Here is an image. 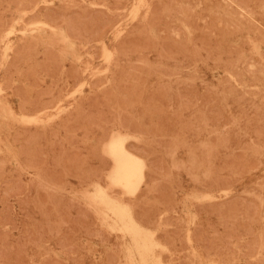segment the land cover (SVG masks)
Here are the masks:
<instances>
[{"label":"rangeland","instance_id":"1","mask_svg":"<svg viewBox=\"0 0 264 264\" xmlns=\"http://www.w3.org/2000/svg\"><path fill=\"white\" fill-rule=\"evenodd\" d=\"M31 1L32 0H21L20 1L21 3H20V2H17L15 0L16 3H14V1H12V0H0V25L3 24L2 26H0V32H1V34H0V56H1L0 57V87H1V91H0V140H1V142H0V170H1L0 176H1L2 172H3L2 176L5 173L4 177L0 178V200H1L0 201V233L2 232V234H0V264H4L3 262H5V263L7 262V264H9V262H10V264L15 263L16 262V259H14L15 254H16V256L20 255V256L16 257L17 262L15 264H17V263L18 264H22V263L25 264L26 261L28 264H48V263L51 264L50 262L52 261V263H54L56 261V259L62 260L61 261L62 264H64V263L65 264H104V263L105 264H114V263L115 264H126V258H125L126 246H127L126 243L128 241H130V238L125 236L123 234V231L119 227H116V226L113 227V226L108 225V222H113V219L109 216L104 217L105 214L101 210H99L100 207L96 206L95 203L92 201V197H93L94 192H95V185H101V186L104 185L103 187L111 195L115 196L118 199H121L125 203H128L131 206V211L133 213L135 211L137 212L138 215L136 214V212L134 215H135V218L138 220V222L145 229L151 230L154 233V237L156 238V240H158L159 242H161L163 240L161 243L165 245V250H162L159 253L161 254V256H163L165 254L163 256V258L167 257V258L163 259L164 264H182L183 261H184V263L187 261L185 264H187V263L188 264H247L246 262H248V264H250L249 262H251V264H255V263L256 264H264V258H263L264 257V226H262V225H264V194H263L264 193V139H262V137L264 138V136H263L264 135V133H263L264 132V83H263L264 82V70H262L264 68V15H263L264 11H262V10H264V5H263L264 0H257V1L256 0H252V1L251 0H245V1L244 0H240V1L239 0L238 1L237 0H197V1L196 0H190L189 2L186 0H183V1L182 0H173L172 4H174V2H175L174 7L175 8L177 7L178 10H176L177 8L176 9L174 8V9L177 12H174L173 5L170 6L171 5L170 0H149V1H147V0H114V1L113 0H80V1L79 0H38L37 1L36 0V2L34 4L35 6L33 5V3H34L33 1H35V0H33L32 2ZM118 1L121 3H119ZM242 1L244 2L243 4H241ZM22 2H24L25 4L24 3L22 4ZM151 2L154 4H152ZM239 2H240V4H239ZM18 3H20L19 4L20 6H18ZM113 3H115V4H113ZM208 3H209V5H208ZM236 3L239 6H242L241 9ZM15 4H17V5H15ZM27 4H29V7H27ZM30 4H31V6H30ZM122 4H123V6H122ZM214 4H215V6H214ZM225 4H227V5H225ZM255 4H257L258 6ZM259 4H260V6H259ZM113 5H115L117 7H115ZM153 5H156V6L154 7ZM210 5H212L213 7ZM21 6H23L24 8ZM107 6H109V7H107ZM186 6H188L189 8ZM113 7H115V8H113ZM151 7H153V8H151ZM165 7H166V9H165ZM181 7H182V9H181ZM231 7L233 8L234 11H231L232 10ZM249 7H250V9H249ZM261 7H262V9H261ZM154 8H157L156 11L159 10L158 13L155 12ZM204 8L207 10H205ZM210 8H213V9L211 10ZM224 8L226 10H224ZM49 9L50 10L53 9L55 12L50 11L51 14L49 12L48 15H46V12L49 11ZM152 9H153V11L150 12ZM180 9H181V11H179ZM185 9H188L189 11L185 10ZM220 9H222V10H220ZM246 9H248L249 11L248 10L246 11ZM25 10H27V11H25ZM98 10L100 12H102V14H99ZM235 10H236V13H235ZM10 11H12L13 13L11 12L12 13L11 14ZM39 11H41V12H39ZM217 11H219V13ZM74 12H78V13H74ZM189 12H191L192 16L190 15ZM231 12H233V14L235 13V15H233ZM237 12H238V15H237ZM96 13H98V14H96ZM151 13L154 15H152ZM155 13L157 16H159V18L157 16H155ZM166 13H168L169 15ZM214 13H215V15H214ZM228 13H230V14H228ZM247 13H249V14H247ZM54 14H55V17L53 16ZM74 14L77 15L79 18L77 16H75ZM103 14H105V17ZM125 14H127V15H125ZM222 14L224 17L222 16ZM33 15H34V17H31ZM44 15H46V17H48V16L50 17V15H52L54 18H51L52 16L50 18L53 20L56 18L55 19L56 21L55 20L51 21V19L50 20L48 19L49 20L48 21V20L44 19V17H45ZM64 15H65L66 20L68 18L70 19L69 22L71 25L69 24L68 20H67L68 23L66 22V20H64V18H63ZM212 15L214 17H212ZM28 16H30L29 22L26 20V19H28ZM35 16H37L38 19H36ZM38 16L39 17L41 16L40 17L41 19H39ZM67 16H68V18H67ZM148 16L150 18H151V16H152V18L153 17L154 18L150 19V18H148ZM172 16H174L173 17L174 19L172 18V21L170 22L169 18H171ZM215 16L218 17L216 20L214 19ZM225 17H226V19H224ZM59 18L61 19V21L58 20ZM76 18H78V20ZM81 18H83V19H81ZM133 18H134V20H133ZM221 18H223V20ZM8 19H9V22H7ZM74 19L76 20L75 22L78 23L79 25H77L75 22H73ZM154 19H156L155 20L156 22L154 21ZM164 19L170 23V24L168 23V25H170V26L166 25L167 22ZM205 19H206V21H205ZM244 19H246V21ZM258 19H259V21H258ZM157 20L159 22H157ZM176 20L178 23L173 22ZM213 20H214V22H213ZM227 20L229 21L228 25L231 24L229 27L227 25ZM232 20L234 21V23L235 22H237V23L234 24ZM193 21H195V23L197 25H194L195 23H192ZM209 21H210V23H209ZM222 21H225V22H222ZM3 22L6 24L4 25ZM53 22L56 24H54ZM105 22H106V24H105ZM162 22H165V23H162ZM51 24H53V25H51ZM95 24L96 25L100 24V26L98 25V27H97ZM152 24H153V26H152ZM213 24L216 27L212 26ZM223 24H225L224 25L225 28H223ZM22 25H23V28L21 29L20 26H22ZM69 25H70V28L71 27L73 28V30L70 31V29L68 28ZM84 25L86 28L84 27ZM201 25H202V27H201ZM209 26H211V27L209 28ZM226 26L228 29H226ZM2 27H4V28H2ZM157 27L159 29L162 28V30L160 29V31H158L159 29ZM169 27H171V28L169 29ZM173 27H174V29L177 28V30L175 31L173 29L174 30L173 31L172 30ZM198 27H200V28H198ZM214 28L216 29V32H215ZM221 28H223V30L225 29L226 31L227 30L228 31L227 32L225 30L222 31ZM239 28H241V29H239ZM86 29H88V30H86ZM89 29H92V30L89 31ZM200 29H202V32ZM238 29H239L240 33L238 32ZM67 30H69L70 32ZM77 30H79V31H77ZM142 30H144L143 33H142ZM164 30L167 33V35H166V33L164 34ZM167 30L171 31V32H167ZM93 31H94V33H93ZM127 31H128V33H126ZM203 31H204V33H203ZM205 31H207L206 36H204ZM218 31H220L221 33ZM72 32H74V33H72ZM90 32H91L90 35H92L93 38L90 37V35H89ZM97 32L100 33L99 34L100 36L98 35ZM61 33L68 35L67 38L72 43L73 48L67 45V43L63 40V36L61 35ZM96 33H97V35H96ZM197 33L199 34V37L197 36L198 35ZM70 34H71V36H70ZM72 34H74V35L78 34V37L75 36V38H76L75 39ZM143 34H144V36H143ZM219 34H225V35L220 36ZM207 35L209 36L208 40L206 39ZM210 35H211V37H210ZM212 35L214 36V38L212 37ZM217 35H219V36H217ZM172 36H174V37H172ZM203 36L205 37L204 41H203ZM219 37H220V39H219ZM83 38H84L85 42L83 40H81ZM255 38H257V40ZM92 39H95L96 41L95 40L92 41ZM216 39H218V42L216 41ZM198 40L201 41L203 44L200 43ZM209 40H211V42H212L211 43L212 46L210 45V47L207 46L208 44H210ZM213 40L215 42H217V44ZM86 41H87V43L88 42L89 43L87 44ZM129 41H131V42H129ZM162 41H163V44H162ZM167 41L170 44L167 43ZM179 41H180V43H179ZM242 41L245 43H243ZM32 42H35L34 45H32L33 44ZM53 42H55V43L53 44ZM132 43H133V45H132ZM213 43H215L214 44L215 46L213 45ZM242 43H243V45H241ZM144 44H145V46H144ZM164 44L167 45L166 46L167 48L165 47ZM177 44L180 46H183V48L182 47H181L182 49L177 48V47H179V46H176ZM226 45H227V47H226ZM239 45H241V47H239ZM31 46H33V48ZM213 46L215 48L212 49ZM21 47H23L24 49ZM47 47H48V49H47ZM88 47H89V49H88ZM145 47H147V49H145ZM229 47H230V49H229ZM233 47H235V48L237 47V49H235ZM15 48L18 49L19 52L23 50L19 54L20 56L18 55L17 50ZM19 48H21V49H19ZM205 48H206L207 52L205 51ZM224 48H226V50H228V49L231 50V53L229 54L230 51H226ZM36 49H37V51H36ZM131 49L132 50L135 49V50L132 51ZM163 49H164L165 53L162 51ZM247 49H248V52H247ZM47 50L49 52H47ZM92 50L94 51V53ZM223 50H225V51H223ZM39 51L41 52V54L39 53ZM160 51L163 52V54ZM233 51H235V53L237 52L236 55ZM120 52H122V53H120ZM197 52H198V54H197ZM208 52H209V55L207 56ZM223 52H224V54H223ZM225 52H226V54H225ZM232 52H233V54H232ZM53 53H54V55H53ZM55 53H57V54H55ZM123 53H125V54H123ZM176 53H178V54H176ZM238 53H239V55H238ZM29 54H32L33 56L29 55ZM48 54H50V55H48ZM94 54H95V56H94ZM107 54H110L111 57L108 58ZM171 54H172V59H171ZM123 55H125V56H123ZM140 55H141V58H139ZM199 56H201V57H199ZM210 56H212V58ZM235 56H238V57H235ZM20 57H21V59H20ZM48 57H50V58H48ZM162 57H164V58H162ZM166 57L168 58V60ZM209 57L211 59H213V58L214 59L211 60ZM219 57L222 60L219 59ZM35 58H36V60H34ZM143 58H145V61ZM249 58H251V59H249ZM30 59H31V61H30ZM53 59L55 62L53 61ZM17 61H19V62L16 64ZM42 61L44 62V65H46L47 67L42 65ZM222 61L225 62V64H223ZM20 62H21V65H20ZM58 62H59L60 66H58ZM228 62H230L232 64H228ZM48 63H50V65ZM130 63H131V67L135 66L136 69H132L133 67L132 68L130 67V65H129ZM132 64H134V65H132ZM7 65L8 66L11 65L10 68H6V67H8ZM74 65H76L75 67H77V68H75ZM138 65H141L142 67H143V65L145 66L143 68L144 73L142 71L143 69L142 68L140 69L141 66H138ZM244 65H246V66L244 67ZM17 66H19L18 69H17ZM61 66H63L62 68H64V69H61ZM2 67H3V71H2ZM69 67H71V69L73 67L74 73H75V71H77V69H79L82 77L80 76V73L78 71L76 73H79V75L76 73H75L76 75H74L73 72H72V74L74 76L72 74H70L71 72H69ZM101 67H103V68L101 69ZM137 67H138V69H137ZM224 67H225V70L223 69ZM29 68H30V70H29ZM54 68H56V69L54 70ZM98 68L101 71L100 70L97 71ZM7 69H9V73H8ZM71 69H70V71H71ZM127 69H130V70L132 69V70L127 71ZM146 69H148V70H146ZM154 69L156 71H154ZM230 69H231V71L233 70L231 73L229 72ZM163 70L166 71V75H164L165 72ZM220 70H222V71H220ZM253 70H255L256 72L254 73ZM29 71H31V72H29ZM139 71H140V73L142 71V73L140 74ZM14 72H15V74H14ZM35 72H36V75H35ZM127 72L129 73V75L133 72L134 73L136 72L135 75L136 76L138 75L137 79L133 75L134 73L131 74V76L133 75L134 77L125 75V74H127ZM176 72H177V74H176ZM16 73H18V75H16ZM31 73H33V74H31ZM170 73H172V74H170ZM32 75H34L35 78ZM51 75H53V80H52ZM68 75H69V77L70 76L71 77L73 76V77L69 78ZM77 76L81 77L82 80L79 78L76 79ZM126 76L131 77V79L130 78L127 79ZM66 77H67V79H66ZM74 77L76 80L73 79ZM138 77H140V78H138ZM179 77H181V79ZM229 77H230V79H229ZM100 78L104 82L100 83V81H101V80H99ZM143 78H144V80H143ZM32 79H33V81H31ZM123 79L125 81L127 80L126 82H128L131 86L127 83H126V85L128 87L125 86V83L123 84L124 81H122ZM138 79H140L142 81L136 82ZM96 80H98V81H96ZM223 80H226V81L224 82ZM55 81H56V83H55ZM68 81H69V83H68ZM78 81H81V82L79 83ZM93 81L97 82L96 84H98V85H96ZM120 81H122V84ZM132 81H133V83H132ZM9 83L11 84V86ZM93 83L97 87L92 85ZM119 83H120V85H122V87L119 86ZM134 83H138L140 85L137 84L136 86H138V87H136V89H135ZM8 84H9V86H8ZM50 84L52 86H54L55 88L50 86ZM56 84L57 85L59 84L58 86H60V87H57ZM191 84L194 86H192ZM66 85H68V86H66ZM72 85H75L76 87H74ZM116 85H117V87H120L121 89L123 88V86H125L126 88L125 89L123 88L122 90L121 89L119 90V88H118V90H117V89H115ZM132 85H134V86H132ZM157 85H158V87H157ZM161 85L163 88L161 87ZM164 85H165L166 89H165ZM2 86H4V87H2ZM18 86L20 88H18ZM139 86H140V88H139ZM167 86H169V87H167ZM21 87H22V89H21ZM49 87L50 88L52 87V89H51L52 91L49 90L50 89ZM61 87H63L62 90H61ZM113 87L115 90L113 89ZM132 87H134V90ZM28 88H29V90H28ZM41 88H42V90H40ZM53 88H54V90H53ZM66 88H68V89L66 90ZM110 88H112L113 91L111 90V93L112 94L114 93L113 96L115 97L116 100L112 99L113 96L110 98V94H111ZM16 89L17 90L19 89V90L17 91ZM183 89H185V90H183ZM227 89H228V92L231 91V93H229V95H228ZM229 89H230V91H229ZM22 90L26 91V93L24 94V92H22ZM131 90H133L132 91L133 93H131V95L128 96V94H125V93L130 94ZM136 90H138L139 93ZM176 90H178L180 93L179 92L177 93ZM224 90H226L227 93L224 92ZM50 91H51V94H47V92L50 93ZM67 91H70V92H67ZM105 91L106 92L108 91V93H106ZM119 91L123 92L124 94L123 93L121 94V92H119ZM140 91L142 92V95H141L142 97L140 96V93H141ZM164 91H166V93H167L166 96H165ZM18 92L22 93V94H19ZM38 92L41 93L42 95L38 94ZM181 93H183V94H181ZM61 94H63V95H61ZM133 94H136V96ZM137 94H138V96H137ZM38 95H40L39 98H37ZM88 95L91 96L90 97L91 99L88 97ZM92 95H93V97H92ZM95 95L97 96L96 99L97 98L98 99L96 100L97 102L94 104V100L92 101V99H95ZM104 95H105L106 99L103 97ZM108 95H109L110 100L108 99ZM125 95L130 97V98H127ZM132 95L135 96V98L132 97ZM189 95H192V96L190 97ZM225 95H226V97H225ZM27 96H28V98H26ZM147 96H148V98H150V96L152 98L147 99ZM185 96L187 98H191V99H189V101L191 100L192 102L191 101L189 102ZM35 97H36V100H35ZM153 97L156 100L153 99ZM164 97H166V98H164ZM170 97L172 99V100H170L171 102L169 101ZM179 97H183L184 99L179 98ZM193 97L195 98V100L193 99ZM29 98H31L30 101H29ZM137 98H139V99H137ZM129 99L130 100L132 99V100L130 101ZM134 99L136 101L135 105H130L132 101H133L132 104H134ZM151 99H152V101L155 100L158 104L153 105L155 103V101H154V103H152ZM161 99L163 101H161ZM166 99H168V100H166ZM181 99H183L185 101V104L181 103L183 101ZM87 100H89V101H87ZM127 100H129L130 103L123 104V103H125L124 101L127 102ZM205 100H207V101H205ZM76 101H78V103ZM111 101H112L111 105H108V107H107V103H109ZM116 101H118V102H116ZM149 101H151V102H149ZM36 102H37V105H36ZM80 102H81L82 106L80 105ZM99 102H101L103 104L105 103V104L104 105L99 104V106L101 105L99 107L97 104ZM115 102L118 105L121 102L122 107L121 108L119 107L121 105L117 106L115 104ZM159 102H160V104H159ZM161 102L163 104H165V106L162 105ZM41 103L43 104V106ZM177 103L178 104L180 103V104L178 105ZM186 103H187V105H186ZM89 104H91V105L97 104V105H96V108H94V106H93V108H92L93 110H92L91 109L92 106L91 105L89 106ZM112 104H114V105H112ZM195 104H196V107H193V106H195ZM128 105L132 106L134 109H132L131 107L129 109ZM147 105L148 106L150 105L151 108L148 107ZM189 105H193V106H189ZM202 105L204 106V108L201 107ZM84 106H85L86 110H83ZM97 106H98V108H97ZM178 106H179V108H178ZM37 107L39 108V112H38ZM42 107H43L44 111L41 110ZM45 107H47V108H45ZM110 107H112L113 110L116 108L117 109L114 112H112L113 110L112 109L110 110L109 109ZM113 107H115V108H113ZM156 107H160V111L162 109L163 110L165 109V111L162 113V111H163L162 110L160 113V111H158L159 110L158 108H157L158 110L155 109ZM181 107H183V108H181ZM197 107H199L198 110L196 109ZM80 108L82 111L80 110ZM101 108L103 109L102 110L103 112L101 111ZM105 108L107 109V111ZM188 108H190V109H188ZM34 109H36L37 111H34ZM96 109H97V111H96ZM98 109L100 110L99 112H98ZM131 109L133 111H130ZM141 109L144 110V112H143L144 114L138 113V111L141 112L140 111ZM148 109L149 110L152 109L154 111L157 110L161 115L159 113H157V111L155 114L153 113L154 111L148 112ZM179 109H180V111H179ZM182 109H184V110H182ZM223 109H225V111ZM75 110H77V112ZM89 110H91L92 112ZM80 111L82 112L81 114L83 115V117L77 116V117H80V118H78L79 120L77 119V117L73 118ZM198 111L201 112L202 116H200L201 114ZM205 111H206V113H204ZM22 112H24V113H22ZM93 112H95V113H93ZM105 112H107V113H105ZM115 112H116V114H114ZM150 112L153 113V115L152 114L150 115L149 114ZM123 113H124L125 117H123V115H122ZM134 113H135V115H133ZM171 113L173 114V116L171 115ZM175 113H177V116ZM181 113H183V114H181ZM71 114L72 115L74 114L73 117L69 116ZM117 114H118V116L120 115L122 118L120 116H119V118H116V117H118ZM126 114L128 116H130V119H129V117L126 116ZM203 114H205V115H203ZM206 114L209 118L212 117L210 120L208 119L209 121L206 119V117H207ZM85 115L86 116L91 115V117L87 118ZM115 115H116V117H115ZM139 115H142V116H140L141 120L139 119ZM143 115H147V116L144 117ZM179 115H180V117H178ZM133 116L135 117L136 122L134 119H132V118H134ZM136 116H137V118H136ZM150 116L153 118V119L151 118V121H153V122H151L149 120ZM169 116L171 118H169ZM204 116H205V118H204ZM162 117H164V118H162ZM187 117H189V118H187ZM69 118H70V120H69ZM71 118L75 119V123L73 122V120H71ZM94 118H95V120H94ZM166 118H167V121H166ZM76 119H77V121H76ZM111 119L116 120L117 122L114 124V123H112L113 121ZM119 119H120V121H119ZM86 120H88V122ZM129 120H130V122H128ZM132 120H134V121H132ZM139 120L141 121V123ZM161 120H163L164 124L162 123ZM171 120H174V121L171 122ZM205 120H207V121H205ZM131 121H132V123H131ZM148 121H150V122H148ZM164 121H166V122H164ZM70 122L71 123L73 122L75 125H76V123H77V125L80 124L81 127L79 128V125L78 126L76 125L77 127L74 128L75 127L74 124H71ZM84 122H86V124ZM102 122H104L103 125H102ZM120 122H122V123H120ZM127 122L129 123V125ZM134 122L137 123V124H135V126L137 125V127L133 126ZM143 122H145V125ZM158 122L160 123V125ZM50 123H52V124H50ZM66 123L67 124L70 123L68 126L70 129H68V127L66 126L67 125ZM105 123H107V124H105ZM108 123H110V124H108ZM152 123H154L155 125L154 124L152 125ZM223 123H225L226 125L224 124L225 125L224 126ZM131 124L134 128H131L132 127ZM87 125H89V126L91 125V126L88 127ZM92 125L98 126V128L92 127ZM141 125H143L144 127L147 125V128H144ZM157 125H159L158 129H156ZM163 125H166V126L169 125V127H168L169 129ZM121 126H123V127L121 128ZM149 126L150 127L154 126V127L150 128ZM215 126H216V128H215ZM110 127H112V128H110ZM127 127L128 128L130 127V129L123 130V128H127ZM19 128L23 129V130L21 131V130H19ZM92 128H94V129H92ZM118 128H120L121 130ZM141 128H143V129H141ZM170 128H171V130H170ZM258 128L261 131L263 130L262 133H260L261 131L260 132L258 131ZM17 129L19 131H17ZM108 129H109L110 133L103 135L104 133L109 132ZM131 129L137 130L136 131L137 133H135V131L130 132L129 130H131ZM146 129H148V133H147ZM150 129L157 130L156 132L152 131L156 136H153L154 134L149 132ZM31 130H32V133H30ZM64 130L67 133L72 132L75 134L76 133L75 131H77V133L75 135H72V134L70 135V133H69V135H67V133L65 134ZM78 130H81V131L78 132ZM85 130H86V132H85ZM89 130H91L93 132L90 131V133H89ZM138 130H140L141 132H142V130H144L145 133L147 134V136L144 132H142L144 136L141 135L140 134L141 132H139ZM213 130H215V131L213 132ZM225 130L228 132L226 133ZM24 131H25L26 135L24 134ZM39 131H42L44 134L46 132V134L43 135V133L39 132ZM174 131H175V133H174ZM28 132L30 133V135ZM34 132H35V134H34ZM54 133H57V134H54ZM118 133L127 135L126 144H129L127 146L129 149L130 148L132 149V150L130 149L131 151L138 154V152L136 150L140 151V149H141L142 154L145 152L148 153V154L143 155V156L140 155L141 152H140V154H138L140 157L142 156V158L145 159L144 160V162H145V174L148 175L147 178H149V179L147 180V178H145L144 181H146V180L147 181L146 182L143 181L141 183V185L139 186V188L135 192H128L127 190H125V188L123 186L117 185V184H112L111 180H110V174L113 170L114 162H113L112 157L105 150H106V147H107L109 141L113 137V135L118 134ZM164 133H165V135H163ZM38 134H40V135H38ZM53 134L55 135V138H54ZM91 134H95V135L92 136ZM258 134H260L262 136H260ZM15 135L16 136L20 135V137L17 136L18 139H20V140L17 141ZM31 135H33L32 136L33 138L31 137ZM83 135L84 136L86 135V137L89 136V138L87 137L88 138L87 139ZM108 135H109V137H108ZM151 135L153 137H152V139L150 141L151 143H150L149 138H151ZM28 136H30L29 139L31 138L28 141L29 144L26 143L27 142L26 139H28ZM44 136L47 139L46 141H45ZM67 136H70V138L73 141ZM73 136H76V137H73ZM96 136L97 137L99 136L98 139ZM258 136H260V137H258ZM81 137H82V139H81ZM94 137H95V139H94ZM107 137H108V139H107ZM144 137L145 138L149 137V138H147L148 141H147V139H146V141L143 140ZM154 137H156L157 139ZM227 137H229V139ZM14 138H15V140H14ZM103 138L104 139L106 138V140H104ZM159 138L161 139V140H159L161 142L158 141ZM193 138H194V140H193ZM257 139L259 140V142ZM39 140H41V141H39ZM59 140H60V142H59ZM88 140H90L91 142L88 143ZM101 140H103V141H101ZM15 141H17L18 143ZM19 141H20V143H19ZM43 141L46 142L47 145ZM53 141L55 144L53 143ZM81 141L83 142V144L80 143ZM153 141H154V144L152 143ZM69 142L71 143V145ZM76 142L77 143L79 142L81 144L80 145L78 143L80 146L79 149H80L81 153H83L84 157L81 153H79L78 149H76V147L78 146V144ZM84 142H87V144ZM255 142H257V143L255 144ZM99 143H100V145L98 148L97 144H99ZM132 143L134 146L131 145ZM156 143H157V145H156ZM159 143L161 144V147H158ZM22 144H23V146H22ZM25 144H27V145H25ZM52 144H54V145H53V147L50 148V146H52ZM95 144H96V147L94 146ZM135 144H136V146H135ZM147 144H148V146H147ZM164 144L166 146H169V147L165 148ZM173 144H175V145H173ZM20 145H21V147H20ZM24 145H25V147H28V150H27V148L25 149ZM43 145H45L46 147ZM29 146H32L33 148L29 147ZM60 146H62V148H60ZM235 146H237V147H235ZM36 147H38L37 150H36ZM39 147H40V150L43 148L42 151L39 150ZM72 147L75 150H73ZM100 147H101V149H100ZM134 147H136V148H134ZM146 147L149 150H147ZM150 147H154V148L151 149ZM187 147H188V149H187ZM22 148L27 150V151H25V150L23 151ZM68 148H70L71 150H69ZM138 148H140V149H138ZM240 148H243V150ZM33 149L37 153H38V151H40V154L38 153V155H37V153H36L34 155L33 152H35V151ZM60 149H63V151L68 150L69 152H68V154H66L67 152L65 153V151H64L65 154L64 153L59 154L62 151ZM89 149H90V151H89L90 154H88ZM157 149H158V151H157ZM167 149H168V151H167ZM43 150H44V152H43ZM99 150H102V151H100L98 153L97 151H99ZM223 151H225V152H223ZM26 152L29 154L30 153L33 154L34 157L32 156V159H30L31 156L30 157L25 156L24 154L28 155ZM42 152L44 153V155L43 154L41 155ZM50 152H52V153H50ZM72 152L73 153L76 152V154H73ZM101 152L107 156L102 155ZM152 152H153V154L155 152H157L156 153L157 156H153ZM158 152H160V153H158ZM218 152H220V153H218ZM55 153H56V155H55ZM69 153L72 155L70 156ZM77 153L79 156H77ZM165 153H167V154L165 155ZM98 154H100V157L102 156L103 159L106 158L109 161L108 162H107V160L101 161L102 159H99L100 157L98 156ZM162 154H163V156H162ZM234 154H236V155H234ZM60 155H64L65 157L63 156V158H62V156H60ZM47 156H48V158H47ZM57 156L60 157V159ZM69 156H70V158H69ZM73 156L75 158H73ZM87 156H88V158H87ZM95 156H96V158L99 157L98 161L95 158ZM108 156L111 157V159ZM146 156H149V157H146ZM25 157L26 158L28 157V159H30V160L26 159ZM38 157H39V159L41 158L43 160L42 161L43 164H40L41 159L38 160ZM144 157H146V158H144ZM238 157H240L239 160H238ZM52 158L54 161L52 160ZM61 158L63 159V162H62ZM64 158H66V159H64ZM77 158H79V160ZM158 158L160 159V161ZM22 159L24 162L22 161ZM24 159L26 161H29V162L32 160V162H30L31 164L29 163V166L30 167L33 166L32 167L33 169L29 168L28 162H27V164H25L26 161ZM35 159H36V161H33ZM46 159L48 160V162L46 161ZM81 159H83V160L80 161ZM44 160L47 162V164L44 163L45 162ZM67 160H68V162H67ZM75 160H77L78 162L80 161V162L78 163L76 161V163H75ZM111 160H112V162H111ZM217 160H219V161H217ZM83 161L85 164L88 162V164H86V166L89 165L88 166L89 168L91 166H96V167H91V169H94V171H91V169H88V167L86 168V166L84 164L82 165L81 162H83ZM99 161H100V163H98ZM231 161L233 162V164ZM246 161H247V163H246ZM101 162L102 163L105 162L104 164L105 165L107 164L108 166L107 165L104 166ZM152 162H153V165L152 164L150 165V163H152ZM154 162H156V163L154 164ZM234 162H236V164ZM63 163H65V164L69 163L68 165L71 164V166H68V165L65 166V165H63ZM91 163H93V164H91ZM100 164L104 167L101 166V168L99 169ZM157 164H158V166H157ZM244 164H246V165L244 166ZM26 165L28 167H26ZM34 165H35V169H34ZM39 165H42V167L41 166L40 167L42 169H45L46 171L45 170L44 171L47 174L44 173V171L39 167ZM46 165L48 166V168L46 167ZM148 165H150L149 167L153 166L154 167L153 170H152V168L149 169ZM161 165H162V167H161ZM37 166L39 169H37ZM43 166H44V168H43ZM156 166L158 167V169ZM233 166L235 168H233ZM78 167L79 168L81 167L80 170L83 169L82 171L84 173H85L84 169H86V171L89 170V172L87 171L89 174L82 173V171H80ZM238 167L239 168L241 167L240 168L241 171L238 170ZM49 168H51V169L53 168L52 171L54 172V175L56 174L55 175L56 177H54V175L51 174L53 172L51 171V169L49 170ZM77 168H78V172H77ZM104 168H105V170H104ZM161 168H163V170ZM101 169H102V171H101ZM159 169H161V170H159ZM95 170H98V171H95ZM151 170L155 171V173L154 172L152 173ZM58 171H61L62 175L60 174L61 172H58ZM149 171H151V173ZM6 172H8V174H6ZM156 172H158V174H156ZM203 172H204V174H203ZM232 172H234V173H232ZM16 173H18V174H16ZM57 173H59V174H57ZM164 173L165 174L169 173V174L164 176ZM189 173H191V174H189ZM76 174H78L79 176ZM93 174L94 175L96 174V176L98 178H100L101 180L98 179L97 177H95ZM237 174H238V176H237ZM239 174H241V176H239ZM70 175H72V176H70ZM74 175H76L77 178L74 177ZM89 175H90V178H92L91 179L92 181L89 180V177H88ZM146 175H145V177H146ZM259 175H261V176H259ZM21 176H22V178H21ZM49 176H52L53 178L51 177L52 179H50ZM149 176H151V177H149ZM190 176H192V177H190ZM207 176H208V178H207ZM154 177L155 178L157 177V179L154 180ZM258 177L260 179H258ZM42 178H43V180H42ZM58 178L60 180H58ZM61 178H63L62 181H61ZM151 178L153 179V181ZM6 179H8V180H6ZM85 179H88V180H85ZM51 180L54 182H52ZM64 180H65V182H67V187H65L66 185H65ZM163 180H165L166 182H164ZM59 181L61 184L60 186H62V187H60L59 185H56V184H59ZM204 181H206L207 183H205ZM31 182H33V184L35 186H32L33 184ZM81 182H83V183H81ZM221 182H223V183H221ZM259 182L261 185L258 184ZM53 183H55V184H53ZM158 183L159 184L161 183L163 185V187H161V184L159 186H155V185H158ZM209 183H211V184H209ZM226 183H228V184L224 188V184H226ZM8 184H10V185H8ZM17 184L19 185L20 188H17L18 187ZM6 185H8L7 188H6ZM13 185H14V187H12ZM202 185H204V187ZM229 185H231V186H229ZM36 188H40V189H36ZM158 188H161L162 190H160ZM3 189L4 190L7 189L8 191L6 190V192H5ZM42 189H44L43 192H42ZM142 189L144 191H142ZM156 190H160L159 193H163V191H164V193L159 194L158 191H156ZM22 191L26 195L24 193H21ZM28 191H29V193H28ZM140 191L142 192V194ZM145 191H147V194H145ZM36 193L37 194L39 193L36 197H38L40 202L45 201V199L49 202L45 203V202H47V201H45V202L40 204L39 200L34 197V195H36ZM44 193H45V195H43ZM156 193H158L159 195H157ZM152 194L155 197L152 196ZM165 194L168 196H166ZM52 195H53V197H52ZM139 195L141 196L140 198H138ZM163 195H165L164 198H163ZM2 196H4V197H2ZM160 196L163 198V200L160 199L161 198ZM172 196H174L173 197L174 202L172 200ZM51 197L53 199H51ZM25 199L28 200V202ZM126 199H127V201H126ZM135 199L136 200L139 199V200L136 201ZM142 199L144 200V202H143L144 204L142 203ZM154 199H155V201H154ZM166 199H168V200L171 199V201H168ZM232 199L234 200V202H236L235 204H233ZM36 200H37V203H36L37 205L35 204ZM230 200L232 203H230ZM83 201L86 203H84ZM156 201H158V202H156ZM238 201H240V202H238ZM248 201H250V202H248ZM52 202L55 204H53ZM129 202L130 203L132 202V203L130 204ZM134 202L139 204V206L137 204H135ZM159 202L161 203V205ZM28 203H30L29 204L30 206H28ZM44 203L47 204L46 205L47 207H44L45 206ZM49 203H51V204H49ZM162 203L164 205H162ZM33 204H35L36 206ZM42 204H44V206ZM65 204L67 205V207H69V209L66 206H64ZM72 204H73V206H72ZM149 204H150V206H149ZM230 204H231V206H230ZM237 204H240V205H237ZM19 205H21V206H19ZM54 205L57 206L58 212H57V209H54V208H56V207H54ZM58 205L59 206L61 205V206L58 207ZM167 205H169L171 207H168ZM23 206H24V208H23ZM136 206H138V207L136 208ZM142 206H144V207H142ZM247 206H248V208H247ZM10 207L12 208V210L14 212L11 211ZM41 207L43 208L44 211L42 210ZM48 207H49V210L52 208V211L50 210V211H47V213H46L45 211H46V209H48ZM141 207L143 210L146 209V210H144L145 215L143 213H141V212H143ZM154 207L156 210H158L157 212H156V210H154ZM225 207L226 208L228 207L227 209H229V211L226 210ZM236 207H237V209L234 210ZM244 207H246V208H244ZM19 208L22 210V212ZM62 208H64V210L68 213V217H67V213H65V215H66L65 219H64V212L65 211ZM82 208L85 209L87 212H89V214L86 213V211L84 212V210H82ZM134 208H136L135 211H133ZM150 208H151V210H150ZM166 208H168V209L170 208L169 209L170 211L169 210H168L169 212L166 211L167 210ZM232 208H234L233 211H231ZM27 209L29 212H27ZM204 209L207 212L208 211L209 212L207 213ZM213 209H214V211H211ZM24 210H25V212H24ZM238 210L239 211L242 210V211L238 212ZM59 211L61 212V214ZM153 211H155V212H153ZM248 211H251L250 212L251 214ZM48 212H50V213L53 212V216H51V214ZM26 213H28V214H26ZM154 213H156V214H154ZM223 213H225V214H223ZM25 214H26V217H25ZM45 214L46 215L48 214L51 216V218L54 217L55 219H56L55 215H57V216L61 215L60 217H62V215H63L62 218H59V217H57V218L59 219V221L61 220L63 222L64 221H67V222H64V223L60 222L61 224H63V225H60V223L58 224V219H56L57 220L55 223L56 225H53L52 223H54L55 219L53 222L51 221V218L49 221H47L49 219V216H47L48 217L47 218L45 216ZM85 214H86V217H85L86 221L84 220L85 218L83 219V216H85ZM146 214H147V216H146ZM151 214L153 216H151ZM252 214L256 218L253 217ZM77 215H78V219H77ZM143 215L146 216V219H148L150 221L146 220ZM154 215H155V218L153 219ZM69 216L70 217L72 216V219H74V220H72L71 218H70L71 219L70 220ZM89 216H91V217H89ZM139 216H140V218L138 219ZM149 216H151V217H149ZM164 216H166V218L167 217H170V218H167L168 219L167 220ZM244 216H246V217H244ZM34 217L37 218V221H36V218H34ZM74 217H76V218H74ZM251 217H253V218L251 219ZM31 218H33V219H31ZM161 218L164 222L161 220ZM23 219L25 220V222H23L24 221ZM257 219H259V221ZM52 220H53V218H52ZM252 220H254L255 222L254 221L251 222ZM21 221L24 223L23 225H21L22 224ZM50 221H51V223H50ZM71 221H72V223H71ZM142 221H144L145 224H143L144 222H142ZM234 221H235V223H232ZM238 221H239V223H238ZM11 222H13V224H11ZM26 222H28V224ZM32 222L36 223L39 227H37V225L32 223ZM92 222H93V224H92ZM153 222H154V224H153ZM206 222H208V224ZM47 223L49 224V226ZM66 223H68V224H66ZM175 223H177V224H175ZM245 223L246 224L248 223V226ZM29 224H30V226H29ZM32 224L34 227L32 226ZM74 224H76V225H74ZM222 224H223V226H224V224H226V226L223 227ZM16 225L18 226V228L15 227ZM50 225H51V227H50ZM52 225L54 226V230L52 229V227H53ZM58 225H59V227L61 226L62 229L65 227V229L60 231L61 229L58 228V233H57L56 231H57ZM72 225L74 228L72 227ZM84 225L86 228L84 227ZM240 225L244 227V228L241 227L244 230L242 233H241ZM22 226H23L24 230H23ZM25 226H27V227H25ZM66 226H68L69 228H66ZM231 226H233V227H231ZM261 226L263 227V229H261ZM87 227H88V229H87ZM197 227H198V230H197ZM225 227H226V229H225ZM12 228H14V229H12ZM75 228H76V230H75ZM164 228L166 231H163ZM167 228L168 229L172 228V230L174 229L175 231L173 230V232L176 235L174 236V233L172 234L171 229H169L170 232H168L169 233L168 234ZM91 229H93V230H91ZM193 229H195V230H193ZM215 229H217V230L214 231ZM234 229L236 231H234ZM30 230L31 231L33 230V231L31 232ZM191 230H193V231L191 232ZM252 230L254 232H252ZM36 231L37 232L41 231V233H39V232L36 233ZM106 231H107V233H106ZM262 231H263V235H262ZM6 232L8 233L7 235H6ZM60 232L61 233L64 232V235L67 234L68 238L66 239V237L63 235V233L61 234ZM90 232H92L95 236ZM178 232H179V234H178ZM239 232L241 234H238ZM33 233H35V234H33ZM159 233L162 235V237ZM170 233L172 234L171 237L169 236ZM22 234L24 236H22ZM28 234H30V235H28ZM36 234L37 235L40 234V235H38V239H37ZM73 234H75V235H73ZM180 234H182V235H180ZM197 234H199L201 236H199ZM232 234L234 235L233 238H232ZM33 235H35L36 238H34L35 236H33ZM104 235H106V236H104ZM203 235H205L206 238H204ZM12 236H13V238H12ZM17 236H18V238H16ZM39 236H41V237H39ZM178 236L180 238H182V239H180V241L178 240V238H179ZM194 236H195V238H194ZM220 236H222V237H220ZM253 236H256L255 239ZM262 236H263V238H262ZM61 237H63V238L61 239ZM192 237H193V239H192ZM252 237H253V239H252ZM183 238H184V241H188V243L182 242L181 240H183ZM226 238H228V239H226ZM185 239H187V240H185ZM199 239H201V241ZM211 239H213V241ZM24 240H28L29 242H26L27 243L26 244ZM38 240H40V241H38ZM44 240H47V241L45 242ZM100 240H101V242H100ZM195 240H196V242H195ZM227 240L229 241L228 243H230V244H228L226 242ZM254 240H257L258 244H255L256 241H254ZM169 241H170V243H169ZM210 241L215 242V243L213 244ZM21 242L23 245L21 244ZM32 242L34 244H32ZM167 242H168V244H167ZM172 242H173V244H172ZM207 242H208V245L207 244L204 245V243H207ZM250 242H251V244H250ZM17 243H19L21 246ZM59 243H60V245H59ZM70 243H72V244H70ZM179 243L182 244V246L181 245L179 246ZM7 244H9L10 247ZM11 244H12V246H11ZM48 244L50 245V247L48 246ZM170 244H172V245H170ZM215 245L219 246V247L217 248ZM229 245L232 247V249ZM13 246H17L16 249ZM71 246L74 250L73 251L74 253L72 251H70V250H72ZM204 246H206L207 248L206 247L204 248ZM208 246H210V247H208ZM211 246H212V248H211ZM249 246H252V251L254 254L250 250L251 247L249 248ZM170 247H171V249H170ZM253 247H254V249H253ZM21 248L22 249L25 248L24 252H22L23 250ZM45 248H47L46 249L47 251L45 250ZM69 248H71V249L69 250ZM209 248H211V249L209 250ZM215 248L220 250L221 253H219V251ZM13 249L15 250V252ZM48 249H50V251ZM76 249H77V251H76ZM181 249H183V250H181ZM222 249H223V251H221ZM20 250H22L21 253H18V252H20ZM255 250H256V252H254ZM16 251L18 254L16 253ZM109 252H111L114 255H110L111 253H109ZM225 252L227 254H225ZM66 253H67V255H66ZM105 253L106 254L108 253V254L106 255ZM205 253H206V255H205ZM219 254H221V255H219ZM68 255H70V257H68ZM108 255H110V256L108 257ZM10 256H13V258L11 257V259H9ZM22 256L23 257L25 256L26 258L23 259ZM75 256H76V258H74ZM115 256H117L118 259ZM1 257H3L4 259L2 260ZM111 257H112V259H111ZM113 257L116 259H114ZM229 258H231V259H229ZM5 260H7V261H5ZM46 260H48V261H46ZM76 260H77V263H76ZM180 260L181 261L183 260V261L181 262ZM73 261H75V263H73ZM44 262H46V263H44ZM61 263L60 262L58 263V260H57V262H55L54 264H61Z\"/></svg>","mask_w":264,"mask_h":264},{"label":"bare ground","instance_id":"2","mask_svg":"<svg viewBox=\"0 0 264 264\" xmlns=\"http://www.w3.org/2000/svg\"><path fill=\"white\" fill-rule=\"evenodd\" d=\"M12 1H14V3H16L15 0H12ZM16 1H17V2H20L21 0H16ZM32 1H33V0H32ZM32 1H31V2H32ZM37 1H38V0H37ZM79 1H80V0H79ZM113 1H114V0H113ZM147 1H149V0H147ZM182 1H183V0H182ZM186 1L189 2L190 0H186ZM186 1H185V2H186ZM196 1H197V0H196ZM237 1H238V0H237ZM239 1H240V0H239ZM244 1H245V0H244ZM251 1H252V0H251ZM256 1H257V0H256ZM31 2H30V3H31ZM33 2H34V3H33V5H34L35 2H36V0L33 1ZM118 2H119V1H118ZM153 2H154V1H153ZM172 2H173V0H172V1L170 0V4H171L170 6L173 5V9H174V8H175V7H174L175 2H174V4H172ZM178 2H179V1H178ZM218 2H219V1H218ZM249 2H250V1H249ZM259 2H260V1H259ZM6 3H7V2H6ZM20 3H21V2H20ZM20 3H18V6H20V5H19ZM23 3H24V2H22V4H23ZM37 3H38V2H37ZM99 3H100V2H99ZM99 3H98V4H99ZM115 3H116V2H115ZM115 3H113V4H115ZM119 3H121V2H119ZM126 3H127V2H126ZM151 3H152V2H151ZM154 3H155V2H154ZM154 3H152V4H154ZM190 3H191V2H190ZM237 3H238V2H237ZM237 3H236V4H237ZM243 3H244V2L242 1L241 4H243ZM245 3H246V2H245ZM261 3H262V2H261ZM24 4H25V3H24ZM74 4H75V3H74ZM100 4H101V3H100ZM123 4H124V3H123ZM123 4H122V6H123ZM138 4H139V3H138ZM149 4H150V3H149ZM193 4H194V3H193ZM195 4H196V3H195ZM218 4H219V3H218ZM239 4H240V2H239ZM257 4H258V3H257ZM257 4H255V5H257ZM15 5H17V4H15ZM108 5H109V4H108ZM206 5H207V4H206ZM208 5H209V3H208ZM225 5H227V4H225ZM237 5H238V4H237ZM263 5H264V4H263ZM30 6H31V4H30ZM34 6H35V5H34ZM113 6H115V5H113ZM149 6H150V5H149ZM153 6L155 7L156 5H153ZM165 6H166V5H165ZM178 6H179V5H178ZM188 6H189V5H188ZM188 6H186V7H188ZM210 6H212V5H210ZM214 6H215V4H214ZM221 6H222V5H221ZM228 6H229V5H228ZM238 6H239V5H238ZM257 6H258V5H257ZM259 6H260V4H259ZM15 7H16V6H15ZM21 7H23V6H21ZM27 7H29V4H27ZM41 7H42V6H41ZM107 7H109V6H107ZM115 7H117V6H115ZM115 7H113V8H115ZM157 7H158V6H157ZM183 7H184V6H183ZM208 7H209V6H208ZM212 7H213V6H212ZM239 7H240V9H241L242 6H239ZM5 8H6V7H5ZM23 8H24V7H23ZM25 8H26V7H25ZM32 8H33V7H32ZM32 8H31V9H32ZM39 8H40V7H39ZM74 8H75V7H74ZM134 8H135V7H134ZM151 8H153V7H151ZM176 8H177V7H176ZM176 8H175V9H176ZM179 8H180V7H179ZM188 8H189V7H188ZM218 8H219V7H218ZM222 8H223V7H222ZM226 8H227V7H226ZM243 8H244V7H243ZM109 9H110V8H109ZM156 9H157V8H154L155 12L158 13L159 10L156 11ZM165 9H166V7H165ZM175 9H174V12H177V11H175ZM181 9H182V7H181ZM181 9H180L179 11H181ZM204 9H205V8H204ZM210 9L212 10L213 8H210ZM227 9H228V8H227ZM231 9H232V10H231ZM231 9H230L231 11H234L232 7H231ZM240 9H239V10H240ZM249 9H250V7H249ZM258 9H259V8H258ZM261 9H262V7H261ZM28 10H29V9H28ZM44 10H45V9H44ZM176 10H178V8H177ZM183 10H184V9H183ZM185 10H188V9H185ZM205 10H207V9H205ZM205 10H204V11H205ZM220 10H222V9H220ZM224 10H226V9L224 8ZM236 10H237V9H236ZM236 10H235V13H236ZM247 10H248V9H246V11H247ZM25 11H27V10H25ZM50 11L55 12L53 9H52V10L49 9V11L46 12V15H48V13H49ZM84 11H85V10H84ZM152 11H153V9H152L150 12H152ZM188 11H189V10H188ZM237 11H238V10H237ZM248 11H249V10H248ZM262 11H264V10H262ZM11 12H12V11H10V13H11ZM39 12H41V11H39ZM53 12H52V13H53ZM98 12H99V14H102V12H100L99 10H98ZM103 12H104V11H103ZM129 12H130V11H129ZM142 12H143V11H142ZM214 12H215V11H214ZM217 12L219 13V11H217ZM227 12H228V11H227ZM8 13H9V12H8ZM12 13H13V12H12ZM12 13H11V14H12ZM74 13H78V12H74ZM88 13H89V12H88ZM90 13H91V12H90ZM153 13H154V12H153ZM156 13H155V16H157ZM189 13H190V15L192 16L191 12H189ZM189 13H188V14H189ZM231 13L233 14V12H231ZM235 13H234L233 15H235ZM250 13H251V12H250ZM50 14H51V12H50ZM65 14H66V13H65ZM96 14H98V13H96ZM146 14H147V13H146ZM151 14H152V13H151ZM166 14H168V13H166ZM166 14H165V15H166ZM175 14H176V13H175ZM228 14H230V13H228ZM247 14H249V13H247ZM255 14H256V13H255ZM259 14H260V13H259ZM261 14H262V13H261ZM34 15H35V14H34ZM34 15L31 16V17H34ZM37 15H38V14H37ZM46 15H44V16L46 17ZM74 15H75V14H74ZM103 15H104V17H105V14H103ZM125 15H127V14H125ZM129 15H130V14H129ZM152 15H154V14H152ZM168 15H169V14H168ZM176 15H177V14H176ZM201 15H202V14H201ZM214 15H215V13H214ZM233 15H232V16H233ZM237 15H238V12H237ZM237 15H236V16H237ZM263 15H264V13H263ZM51 16H52V15H50V17H51ZM53 16L55 17V14H54ZM53 16H52L51 18H54ZM57 16H58V15H57ZM57 16H56V17H57ZM62 16H63V15H62ZM75 16H77V15H75ZM188 16H189V15H188ZM210 16H211V15H210ZM218 16H219V15H218ZM222 16H223V14H222ZM225 16H226V15H225ZM251 16H252V15H251ZM254 16H255V15H254ZM11 17H12V16H11ZM29 17H30V16H28V19H26L28 22H29V20H30ZM35 17H36V19H38L37 16H35ZM38 17H39V16H38ZM40 17H41V16H40ZM40 17H39V19H41ZM45 17H44V19H46V20H48V19L50 20V19H51L49 16L46 17V18H45ZM73 17H74V16H73ZM77 17H78V16H77ZM82 17H83V16H82ZM85 17H86V16H85ZM157 17L159 18V16H157ZM164 17H165V16H164ZM173 17H174V16H172L171 18H169V19H170V22L172 21V18H173ZM195 17H196V16H195ZM212 17H214V16L212 15ZM223 17H224V16H223ZM243 17H244V16H243ZM63 18H64V20H66V19H65V15H64ZM63 18H62V19H63ZM67 18H68V16H67ZM71 18H72V17H71ZM74 18H75V17H74ZM78 18H79V17H78ZM78 18H76V19L78 20ZM83 18H84V17H83ZM83 18H81V19H83ZM98 18H99V17H98ZM134 18H135V17H134ZM134 18H133V20H134ZM148 18H150V17L148 16ZM151 18H152V16H151ZM151 18H150V19H151ZM153 18H154V17H153ZM153 18H152V19H153ZM155 18H156V17H155ZM193 18H194V17H193ZM205 18H206V17H205ZM208 18H209V17H208ZM217 18H218V17L215 16L214 19L216 20ZM55 19H56V18H55ZM55 19H54V20H55ZM85 19H86V18H85ZM85 19H84V20H85ZM104 19H105V18H104ZM106 19H107V18H106ZM150 19H149V20H150ZM160 19H161V18H160ZM173 19H174V18H173ZM175 19H176V18H175ZM184 19H185V18H184ZM195 19H196V18H195ZM200 19H201V18H200ZM221 19L223 20V18H221ZM224 19H226V17H225ZM238 19H239V18H238ZM33 20H34V19H33ZM49 20H48V21H49ZM54 20L51 19V21H54ZM58 20L61 21L60 18H59ZM67 20H68V22L70 21L69 18H68ZM67 20H66V22H67ZM100 20H101V19H100ZM107 20H108V19H107ZM155 20H156V19H154V21H155ZM158 20H159V19H158ZM158 20H157V22H159ZM164 20H165V19H164ZM244 20L246 21V19H244ZM5 21H6V20H5ZM5 21H4V22H5ZM51 21H50V22H51ZM55 21H56V20H55ZM60 21H59V22H60ZM72 21H73V20H72ZM75 21H76V20L74 19L73 22H75ZM79 21H80V20H79ZM81 21H82V20H81ZM103 21H104V20H103ZM160 21H161V20H160ZM165 21H166V20H165ZM195 21H196V20H195ZM195 21H193L192 23H195ZM205 21H206V19H205ZM219 21H220V20H219ZM225 21H226V20H225ZM225 21H222V22H225ZM232 21H233V20H232ZM258 21H259V19H258ZM260 21H261V20H260ZM4 22H3V23H4ZM7 22H9V19L7 20ZM24 22H25V21H24ZM68 22H67V23H68ZM86 22H87V21H86ZM98 22H99V21H98ZM98 22H97V23H98ZM107 22H108V21H107ZM155 22H156V21H155ZM166 22H167V21H166ZM173 22L178 23L177 20H176V21H173ZM197 22H198V21H197ZM213 22H214V20H213ZM217 22H218V21H217ZM53 23H54V22H53ZM75 23H76V22H75ZM148 23H149V22H148ZM162 23H165V22H162ZM168 23H169V22H167L166 25H168ZM176 23H175V24H176ZM209 23H210V21H209ZM228 23H229V21L227 20V25H228ZM233 23H234V21H233ZM235 23H237V22H235ZM235 23H234V24H235ZM249 23H250V22H249ZM1 24H2V23H1ZM5 24H6V23H4V25H5ZM9 24H10V23H9ZM54 24H56V23H54ZM69 24H70V22H69ZM76 24L79 25L78 23H76ZM89 24H90V23H89ZM105 24H106V22H105ZM108 24H109V23H108ZM149 24H150V23H149ZM169 24H170V23H169ZM214 24H215V23H214ZM214 24H213L212 26H215ZM2 25H3V24H2ZM2 25H0V26H2ZM51 25H53V24H51ZM70 25H71V24H70ZM70 25H69L68 28H69L70 31H71V30H73V28L71 27V28H72V29H71V28H70ZM82 25H83V24H82ZM95 25H96V24H95ZM98 25L100 26V24H97L96 26L98 27ZM164 25H165V24H164ZM194 25H197V24L195 23ZM224 25H225V24H223V28H225ZM230 25H231V24H229L228 27H229ZM247 25H248V24H247ZM90 26H91V25H90ZM102 26H103V25H102ZM102 26H101V27H102ZM109 26H110V25H109ZM152 26H153V24H152ZM168 26H170V25H168ZM232 26H233V25H232ZM236 26H237V25H236ZM238 26H239V25H238ZM4 27H5V26H4ZM4 27H2V28H4ZM84 27H85V25H84ZM87 27H88V26H87ZM201 27H202V25H201ZM210 27H211V26H209V28H210ZM215 27H216V26H215ZM20 28L22 29V28H23V25L20 26ZM25 28H26V27H25ZM49 28H50V27H49ZM77 28H78V27H77ZM85 28H86V27H85ZM89 28H90V27H89ZM132 28H133V27H132ZM132 28H131V29H132ZM157 28H158V27H157ZM157 28H156V29H157ZM170 28H171V27H169V29H170ZM196 28H197V27H196ZM198 28H200V27H198ZM205 28H206V27H205ZM212 28H213V27H212ZM223 28H221L222 31L225 30V29L223 30ZM248 28H249V27H248ZM78 29H79V28H78ZM82 29H83V28H82ZM94 29H95V28H94ZM98 29H99V28H98ZM108 29H109V28H108ZM137 29H138V28H137ZM158 29H159V28H158ZM160 29L162 30V28H160ZM160 29H159L158 31H160ZM173 29H174V27L172 28V30H173ZM214 29H215V28H214ZM226 29H228L227 26H226ZM239 29H241V28H239ZM239 29H238V32L240 33ZM249 29H250V28H249ZM86 30H88V29H86ZM91 30H92V29H89V31H91ZM174 30L176 31L177 28L174 29ZM174 30H173V31H174ZM178 30H179V29H178ZM200 30H201V32H202V29H200ZM212 30H213V29H212ZM218 30H219V29H218ZM221 30H220V31H221ZM67 31H69V30H67ZM70 31H69V32H70ZM77 31H79V30H77ZM89 31H88V32H89ZM143 31H144V30H142V33H143ZM156 31H157V30H156ZM220 31H218V32H220ZM225 31H226V30H225ZM227 31H228V30H227ZM227 31H226V32H227ZM233 31H234V30H233ZM233 31H232V32H233ZM31 32H32V31H31ZM167 32H171V31H168V30H167ZM206 32H207V31H205V35H204V36H206V34H207ZM209 32H210V31H209ZM215 32H216V29H215ZM226 32H225V33H226ZM232 32H231V33H232ZM6 33H7V32H6ZM34 33H35V32H34ZM72 33H74V32H72ZM93 33H94V31H93ZM97 33H98V35L100 34L99 32H97ZM97 33H96V35H97ZM126 33H128V31H127ZM165 33H166V32H165V30H164V34H165ZM203 33H204V31H203ZM211 33H212V32H211ZM211 33H210V34H211ZM220 33H221V32H220ZM228 33H229V32H228ZM0 34H1V32H0ZM90 34H91V32L89 33V35H90ZM157 34H158V33H157ZM197 34H198V33H197ZM8 35H9V34H8ZM61 35L63 36V40L67 43V45L70 46V47H72V43H71L70 40L67 38L68 35H66V34H64V33H61ZM72 35H73L74 38H75V36L78 37V34H77V35L72 34ZM93 35H94V34H93ZM138 35H139V34H138ZM145 35H146V34H145ZM166 35H167V33H166ZM208 35H209V34H208ZM208 35H207V38H206L207 40H208V38H209ZM214 35H215V34H214ZM219 35L222 36V35H225V34H219ZM219 35H217V36H219ZM70 36H71V34H70ZM99 36H100V35H99ZM133 36H134V35H133ZM143 36H144V34H143ZM170 36H171V35H170ZM197 36L199 37V34H198ZM200 36H201V35H200ZM204 36H203V41H204V38H205ZM226 36H227V35H226ZM36 37H37V36H36ZM90 37L93 38L92 35H90ZM140 37H141V36H140ZM172 37H174V36H172ZM210 37H211V35H210ZM212 37L214 38L213 35H212ZM243 37H244V36H243ZM37 38H38V37H37ZM80 38H81V37H80ZM94 38H95V37H94ZM132 38H133V37H132ZM168 38H169V37H168ZM200 38H201V37H200ZM215 38H216V37H215ZM3 39H4V38H3ZM75 39H76V38H75ZM77 39H78V38H77ZM98 39H99V38H98ZM127 39H128V38H127ZM169 39H170V38H169ZM206 39H205V40H206ZM219 39H220V37H219ZM255 39L257 40V38H255ZM81 40L84 41V38L81 39ZM81 40H80V41H81ZM93 40H95V39H92V41H93ZM95 41H96V40H95ZM193 41H194V40H193ZM195 41H196V40H195ZM198 41H199V40H198ZM213 41H214V40H213ZM216 41L218 42V39H216ZM258 41H259V40H258ZM84 42H85V41H84ZM129 42H131V41H129ZM181 42H182V41H181ZM199 42L202 43L201 41H199ZM205 42H206V41H205ZM209 42H210V44H208V45L206 44V45L210 47V45H211L212 42H211V40H209ZM214 42H215V41H214ZM217 42H215V43L217 44ZM242 42H243V41H242ZM32 43H33L32 45H34L35 42H32ZM43 43H44V42H43ZM54 43H55V42H53V44H54ZM86 43H87V41H86ZM88 43H89V42H88ZM88 43H87V44H88ZM143 43H144V42H143ZM165 43H166V42H165ZM167 43H169V42L167 41ZM179 43H180V41H179ZM215 43H213V45H214ZM243 43H245V42H243ZM243 43H242L241 45H243ZM49 44H50V43H49ZM162 44H163V41H162ZM169 44H170V43H169ZM169 44H168V45H169ZM202 44H203V43H202ZM224 44H225V43H224ZM249 44H250V43H249ZM252 44H253V43H252ZM4 45H5V44H4ZM10 45H11V44H10ZM24 45H25V44H24ZM50 45H51V44H50ZM132 45H133V43H132ZM164 45H165V44H164ZM193 45H194V44H193ZM241 45H239V47H241ZM36 46H37V45H36ZM36 46H35V47H36ZM44 46H45V45H44ZM144 46H145V44H144ZM166 46H167V45H165V47H166ZM169 46H170V45H169ZM171 46H172V45H171ZM176 46H179V47H177V48H179V49H182V48H183V46H180V45H178V44H177ZM184 46H185V45H184ZM207 46H206V47H207ZM211 46H212V45H211ZM214 46H215V45H214ZM214 46L212 47V49L215 48ZM216 46H217V45H216ZM231 46H232V45H231ZM18 47H19V46H18ZM31 47L33 48V46H31ZM181 47H182V48H181ZM226 47H227V45H226ZM248 47H249V46H248ZM21 48H23V47H21ZM21 48H19V49H21ZM53 48H54V47H53ZM72 48H73V47H72ZM116 48H117V47H116ZM116 48H115V49H116ZM118 48H119V47H118ZM127 48H128V47H127ZM142 48H143V47H142ZM151 48H152V47H151ZM161 48H162V47H161ZM166 48H167V47H166ZM172 48H173V47H172ZM217 48H218V47H217ZM217 48H216V49H217ZM233 48H235V47H233ZM15 49H16V48H15ZM23 49H24V48H23ZM47 49H48V47H47ZM88 49H89V47H88ZM107 49H108V48H107ZM137 49H138V48H137ZM143 49H144V48H143ZM145 49H147V47H145ZM169 49H170V48H169ZM185 49H186V48H185ZM185 49H184V50H185ZM203 49H204V48H203ZM224 49L226 50V48H224ZM229 49H230V47H229ZM229 49L226 50V51H230V52H229V54H230V53H231V50H229ZM235 49H237V47H236ZM16 50H17L18 55L23 51V50H22V51L19 52L18 49H16ZM31 50H32V49H31ZM34 50H35V49H34ZM81 50H82V49H81ZM131 50H132V49H131ZM133 50H135V49H133ZM133 50H132V51H133ZM138 50H139V49H138ZM154 50H155V49H154ZM217 50H218V49H217ZM225 50H223V51H225ZM240 50H241V49H240ZM36 51H37V49H36ZM41 51H42V50H41ZM44 51H45V50H44ZM52 51H53V50H52ZM55 51H56V50H55ZM65 51H66V50H65ZM92 51H93V50H92ZM111 51H112V50H111ZM136 51H137V50H136ZM162 51L164 52V49H163ZM177 51H178V50H177ZM177 51H176V52H177ZM205 51L207 52L206 48H205ZM235 51H236V50H235ZM235 51H233V52L235 53ZM238 51H239V50H238ZM29 52H30V51H29ZM47 52H49V51L47 50ZM126 52H127V51H126ZM160 52H161V51H160ZM163 52H161V53L163 54ZM168 52H169V51H168ZM179 52H180V51H179ZM195 52H196V51H195ZM220 52H221V51H220ZM220 52H219V53H220ZM233 52H232V54H233ZM247 52H248V49H247ZM259 52H260V51H259ZM27 53H28V52H27ZM33 53H34V52H33ZM33 53H32V54H33ZM37 53H38V52H37ZM37 53H36V54H37ZM39 53L41 54L40 51H39ZM50 53H51V52H50ZM93 53H94V51H93ZM120 53H122V52H120ZM133 53H134V52H133ZM164 53H165V52H164ZM174 53H175V52H174ZM227 53H228V52H227ZM236 53H237V52H236ZM236 53H235V55H236ZM239 53H240V52H239ZM239 53H238V55H239ZM32 54H29V55H32ZM45 54H46V53H45ZM55 54H57V53H55ZM123 54H125V53H123ZM168 54H169V53H168ZM176 54H178V53H176ZM197 54H198V52H197ZM206 54H207V53H206ZM223 54H224V52H223ZM225 54H226V52H225ZM229 54H228V55H229ZM258 54H259V53H258ZM34 55H35V54H34ZM48 55H50V54H48ZM53 55H54V53H53ZM91 55H92V54H91ZM199 55H200V54H199ZM208 55H209V52H208L207 56H208ZM5 56H6V55H5ZM19 56H20V55H19ZM32 56H33V55H32ZM38 56H39V55H38ZM94 56H95V54H94ZM96 56H97V55H96ZM107 56H108V58L111 57L110 54H107ZM123 56H125V55H123ZM212 56H213V55H212ZM212 56H210V57L212 58ZM220 56H221V55H220ZM0 57H1V56H0ZM30 57H31V56H30ZM143 57H144V56H143ZM152 57H153V56H152ZM159 57H160V56H159ZM199 57H201V56H199ZM210 57H209V58H210ZM213 57H214V56H213ZM235 57H238V56H235ZM16 58H17V57H16ZM16 58H15V59H16ZM48 58H50V57H48ZM51 58H52V57H51ZM53 58H54V57H53ZM56 58H57V57H56ZM139 58H141V55H140ZM162 58H164V57H162ZM166 58H167V57H166ZM209 58H208V59H209ZM211 58H210V59H211ZM20 59H21V57H20ZM28 59H29V58H28ZM44 59H45V58H44ZM143 59H144V61H145V58H143ZM143 59H142V60H143ZM171 59H172V54H171ZM213 59H214V58H213ZM213 59H211V60H213ZM219 59H221V58L219 57ZM236 59H237V58H236ZM249 59H251V58H249ZM34 60H36V58H35ZM89 60H90V59H89ZM89 60H88V61H89ZM126 60H127V59H126ZM140 60H141V59H140ZM140 60H139V61H140ZM147 60H148V59H147ZM147 60H146V61H147ZM167 60H168V58H167ZM173 60H174V59H173ZM221 60H222V59H221ZM30 61H31V59H30ZM47 61H48V60H47ZM53 61H54V59H53ZM56 61H57V60H56ZM106 61H107V60H106ZM144 61H143V62H144ZM174 61H175V60H174ZM214 61H215V60H214ZM239 61H240V60H239ZM4 62H5V61H4ZM18 62H19V61H17L16 64H17ZM28 62H29V61H28ZM45 62H46V61H45ZM49 62H50V61H49ZM54 62H55V61H54ZM90 62H91V61H90ZM114 62H115V61H114ZM222 62H223V61H222ZM8 63H9V62H8ZM35 63H36V62H35ZM46 63H47V62H46ZM61 63H62V62H61ZM132 63H133V62H132ZM174 63H175V62H174ZM238 63H239V62H238ZM254 63H255V62H254ZM29 64H30V63H29ZM48 64L50 65V63H48ZM72 64H73V63H72ZM75 64H76V63H75ZM84 64H85V63H84ZM91 64H92V63H91ZM110 64H111V63H110ZM223 64H225V62H223ZM228 64H232V63L228 62ZM236 64H237V63H236ZM20 65H21V62H20ZM40 65H41V64H40ZM42 65H44V62H43V61H42ZM61 65H62V64H61ZM96 65H97V64H96ZM96 65H95V66H96ZM111 65H112V64H111ZM129 65H130V67H131V63H130ZM132 65H134V64H132ZM145 65H146V64H145ZM219 65H220V64H219ZM7 66H8V65H7ZM10 66H11V65H9V66L6 67V68H10ZM15 66H16V65H15ZM15 66H14V67H15ZM44 66H46V65H44ZM58 66H60V65H59V62H58ZM75 66H76V65H74V67H75ZM84 66H85V65H84ZM136 66H137V65H136ZM138 66H141V65H138ZM220 66H221V65H220ZM245 66H246V65H244V67H245ZM4 67H5V66H4ZM18 67H19V66H17V69H18ZM42 67H43V66H42ZM46 67H47V66H46ZM49 67H50V66H49ZM55 67H56V66H55ZM62 67H63V66H61V69H64V68H62ZM130 67H129V68H130ZM132 67H133V68H132ZM132 67H131L132 69H136L135 66H132ZM144 67H145V66L143 65V67L141 66L140 69H141V68L143 69ZM174 67H175V66H174ZM256 67H257V66H256ZM15 68H16V67H15ZM37 68H38V67H37ZM66 68H67V67H66ZM75 68H77V67H75ZM93 68H94V67H93ZM102 68H103V67H101V69H102ZM221 68H222V67H221ZM251 68H252V67H251ZM17 69H16V70H17ZM43 69H44V68H43ZM55 69H56V68H54V70H55ZM61 69H60V70H61ZM70 69H71V67H69V72H71L70 74H72V72L74 71V69H73V67H72L73 70L71 69V71H70ZM80 69H81V68H80ZM132 69H131V70H132ZM137 69H138V67H137ZM223 69L225 70V67H224ZM245 69H246V68H245ZM258 69H259V68H258ZM261 69H262V68H261ZM261 69H260V70H261ZM7 70H8V73H9V69H7ZM16 70H15V71H16ZM29 70H30V68H29ZM33 70H34V69H33ZM37 70H38V69H37ZM48 70H49V69H48ZM65 70H66V69H65ZM75 70H76V69H75ZM82 70H83V69H82ZM99 70H100V69L98 68L97 71H99ZM123 70H124V69H123ZM131 70H130V69H127V71H131ZM146 70H148V69H146ZM152 70H153V69H152ZM260 70H259V71H260ZM262 70H264V68H263ZM2 71H3V67H2ZM49 71H50V70H49ZM51 71H52V70H51ZM67 71H68V70H67ZM77 71L80 73L79 69H77ZM77 71H75V73H76ZM100 71H101V70H100ZM142 71H143V73H144V69H143ZM142 71H141V73H142ZM154 71H156V70L154 69ZM163 71H164V70H163ZM220 71H222V70H220ZM232 71H233V70H232ZM232 71H231V69H230L229 72L231 73ZM248 71H249V70H248ZM29 72H31V71H29ZM37 72H38V71H37ZM56 72H57V71H56ZM164 72H165L164 75H166V71H164ZM253 72L255 73L256 71L253 70ZM262 72H263V71H262ZM73 73H74V72H73ZM75 73H74V75H76V74L79 75V73H76V74H75ZM133 73H134V72H133ZM133 73H131V74H133ZM135 73H136V72H135ZM135 73H134L133 75H134V76L136 77V79H137V76H138V75L136 76ZM139 73H140V71H139ZM141 73H140V74H141ZM6 74H7V73H6ZM12 74H13V73H12ZM14 74H15V72H14ZM31 74H33V73H31ZM31 74H30V75H31ZM50 74H51V73H50ZM50 74H49V75H50ZM53 74H54V73H53ZM65 74H66V73H65ZM68 74H69V73H68ZM131 74L129 75V73L127 72V74H125V75L131 76ZM170 74H172V73H170ZM176 74H177V72H176ZM16 75H18V73H16ZM28 75H29V74H28ZM35 75H36V72H35ZM39 75H40V74H39ZM58 75H59V74H58ZM72 75H73V74H72ZM74 75H73V76H74ZM111 75H112V74H111ZM133 75H132V76H133ZM252 75H253V74H252ZM255 75H256V74H255ZM32 76L34 77V75H32ZM73 76H72V77H73ZM80 76H81V73H80ZM90 76H91V75H90ZM128 76H126V78H127V79H128V78L131 79L132 76H131V77H128ZM134 76H133V77H134ZM256 76H257V75H256ZM2 77H3V76H2ZM51 77H52V80H53V75H51ZM61 77H62V76H61ZM68 77H69V75H68ZM72 77L70 76L69 78H72ZM81 77H82V76H81ZM81 77H78V76H77L76 79H77V78L81 79ZM121 77H122V76H121ZM223 77H224V76H223ZM3 78H4V77H3ZM12 78H13V77H12ZM34 78H35V77H34ZM64 78H65V77H64ZM86 78H87V77H86ZM122 78H123V77H122ZM138 78H140V77H138ZM179 78L181 79V77H179ZM224 78H225V77H224ZM9 79H10V78H9ZM9 79H8V80H9ZM40 79H41V78H40ZM66 79H67V77H66ZM73 79H75V77H74ZM76 79H75V80H76ZM112 79H113V78H112ZM225 79H226V78H225ZM229 79H230V77H229ZM11 80H12V79H11ZM52 80H51V81H52ZM62 80H63V79H62ZM62 80H61V81H62ZM71 80H72V79H71ZM81 80H82V79H81ZM89 80H90V79H89ZM99 80H101L100 83L104 82V81H102L101 78H100ZM143 80H144V78H143ZM227 80H228V79H227ZM260 80H261V79H260ZM12 81H13V80H12ZM31 81H33V79H32ZM66 81H67V80H66ZM66 81H65V82H66ZM90 81H91V80H90ZM96 81H98V80H96ZM122 81H124L123 84L125 83V86H127L126 83L129 84L128 82H126L127 80L125 81V80L123 79ZM122 81H120L121 84H122ZM128 81H129V80H128ZM138 81L140 82V81H142V80L138 79L136 82H138ZM223 81L225 82L226 80H223ZM250 81H251V80H250ZM72 82H73V81H72ZM78 82L80 83L81 81H78ZM93 82H94V81H93ZM32 83H33V82H32ZM55 83H56V81H55ZM68 83H69V81H68ZM68 83H67V84H68ZM75 83H76V82H75ZM94 83L96 84L97 82H94ZM94 83H93L92 85H94ZM100 83H99V84H100ZM109 83H110V82H109ZM132 83H133V81H132ZM178 83H179V82H178ZM263 83H264V82H263ZM9 84H10V83H9ZM9 84H8V86H9ZM37 84H38V83H37ZM39 84H40V83H39ZM53 84H54V83H53ZM64 84H65V83H64ZM103 84H104V83H103ZM114 84H115V83H114ZM134 84H135V86H134V85H132V86H134L135 89H136V87H138V86H136L138 83H134ZM54 85H55V84H54ZM58 85H59V84H58ZM58 85L56 84L57 87H60V86H58ZM92 85H91V86H92ZM96 85H98V84H96ZM129 85H130V84H129ZM138 85H140V84H138ZM191 85H192V84H191ZM221 85H222V84H221ZM251 85H252V84H251ZM10 86H11V84H10ZM20 86H21V85H20ZM50 86H52V85L50 84ZM66 86H68V85H66ZM72 86L76 87L75 85H72ZM94 86H95V85H94ZM94 86H93V87H94ZM114 86H115V85H114ZM119 86L122 87V85H120V83H119ZM125 86H123L124 89L126 88ZM130 86H131V85H130ZM192 86H194V85H192ZM2 87H4V86H2ZM52 87H54V86H52ZM52 87H51V88L49 87V88H50L49 90H51ZM64 87H65V86H64ZM80 87H81V86H80ZM95 87H97V86H95ZM127 87H128V86H127ZM134 87H132L133 90H134ZM157 87H158V85H157ZM161 87H162V85H161ZM164 87H165V85H164ZM167 87H169V86H167ZM189 87H190V86H189ZM225 87H226V86H225ZM9 88H10V87H9ZM18 88H20V87L18 86ZM54 88H55V87H54ZM54 88H53V90H54ZM62 88H63V87H61V90H62ZM106 88H107V87H106ZM118 88H119V90L121 89L120 87H117V85H116V88H115V89L118 90ZM123 88H122V89H123ZM139 88H140V86H139ZM159 88H160V87H159ZM159 88H158V89H159ZM162 88H163V87H162ZM21 89H22V87H21ZM56 89H57V88H56ZM67 89H68V88H66V90H67ZM69 89H70V88H69ZM72 89H73V88H72ZM104 89H105V88H104ZM113 89H114V87H113ZM115 89H114V90H115ZM122 89H121V90H122ZM127 89H128V88H127ZM160 89H161V88H160ZM165 89H166V87H165ZM206 89H207V88H206ZM16 90H17V89H16ZM18 90H19V89H18ZM18 90H17V91H18ZM28 90H29V88H28ZM40 90H42V88H41ZM44 90H45V89H44ZM44 90H43V91H44ZM49 90H48V91H49ZM66 90H65V91H66ZM70 90H71V89H70ZM108 90H109V89H108ZM111 90H112V88H110V93H111ZM133 90H131L130 94H129V93H125V94H128V96H129V95H131V93H133V92H132ZM167 90H168V89H167ZM183 90H185V89H183ZM195 90H196V89H195ZM0 91H1V87H0ZM20 91H21V90H20ZM38 91H39V90H38ZM45 91H46V90H45ZM51 91H52V90H51ZM51 91H50V93L47 92V94H51ZM63 91H64V90H63ZM112 91H113V90H112ZM123 91H124V90H123ZM125 91H126V90H125ZM136 91L139 93L138 90H136ZM143 91H144V90H143ZM176 91H177V93L179 92L178 90H176ZM207 91H208V90H207ZM229 91H230V89H229ZM245 91H246V90H245ZM22 92H24V94L26 93V91H23V90H22ZM53 92H54V91H53ZM53 92H52V93H53ZM59 92H60V91H59ZM67 92H70V91H67ZM74 92H75V91H74ZM105 92H106V91H105ZM119 92H121V91H119ZM134 92H135V91H134ZM140 92H141V91H140ZM164 92H165V96H166L167 93H166V91H164ZM191 92H192V91H191ZM222 92H223V91H222ZM224 92H226V90H224ZM227 92H228V89H227ZM227 92H226V93H227ZM18 93H19V92H18ZM42 93H43V92H42ZM44 93H45V92H44ZM106 93H108V91H107ZM106 93H105V94H106ZM122 93H123V92H121V94H122ZM135 93H136V92H135ZM179 93H180V92H179ZM207 93H208V92H207ZM229 93H231V91L228 92V95H229ZM19 94H22V93H19ZM19 94H18V95H19ZM38 94H41V93L38 92ZM94 94H95V93H94ZM96 94H97V93H96ZM111 94H112V93H111ZM111 94H110V98L113 96L114 93H113L112 95H111ZM123 94H124V93H123ZM144 94H145V93H144ZM159 94H160V93H159ZM161 94H162V93H161ZM181 94H183V93H181ZM181 94H180V95H181ZM41 95H42V94H41ZM61 95H63V94H61ZM68 95H69V94H68ZM102 95H103V94H102ZM118 95H119V94H118ZM118 95H117V96H118ZM133 95L136 96V94H133ZM133 95H132V97L135 98V96H133ZM141 95H142V92L140 93V96H141ZM175 95H176V94H175ZM180 95H179V96H180ZM223 95H224V94H223ZM8 96H9V95H8ZM23 96H24V95H23ZM25 96H26V95H25ZM39 96H40V95H38L37 98H39ZM55 96H56V95H55ZM65 96H66V95H65ZM120 96H121V95H120ZM125 96H126V95H125ZM128 96H126V97H127V98H130V97H128ZM137 96H138V94H137ZM148 96H149V95H148ZM148 96H147V99L152 98V97H151L152 95L150 96V98H148ZM182 96H183V95H182ZM189 96L191 97L192 95H189ZM194 96H195V95H194ZM200 96H201V95H200ZM4 97H5V96H4ZM21 97H22V96H21ZM88 97L90 98L91 96L88 95ZM92 97H93V95H92ZM96 97H97V96L95 95V99H92V101L94 100V104L97 102L96 100L98 99V98L96 99ZM103 97L105 98V95H104ZM113 97H114V96H113ZM113 97H112V99L116 100L115 97H114V98H113ZM122 97H123V96H122ZM141 97H142V96H141ZM185 97H186V96H185ZM204 97H205V96H204ZM225 97H226V95H225ZM228 97H229V96H228ZM26 98H28V96H27ZM60 98H61V97H60ZM101 98H102V97H101ZM110 98H109V95H108V99H109V100H110ZM117 98H118V97H117ZM156 98H157V97H156ZM164 98H166V97H164ZM175 98H176V97H175ZM179 98H183V97H179ZM186 98H187V97H186ZM196 98H197V97H196ZM207 98H208V97H207ZM23 99H24V98H23ZM53 99H54V98H53ZM90 99H91V98H90ZM90 99H89V100H90ZM105 99H106V98H105ZM137 99H139V98H137ZM153 99H155V98L153 97ZM183 99H184V98H183ZM183 99H181V100H183ZM187 99H188V101H189V99H191V98H187ZM193 99L195 100L194 97H193ZM197 99H198V98H197ZM208 99H209V98H208ZM210 99H211V98H210ZM219 99H220V98H219ZM24 100H25V99H24ZM30 100H31V98H29V101H30ZM35 100H36V97H35ZM57 100H58V99H57ZM82 100H83V99H82ZM89 100H87V101H89ZM101 100H102V99H101ZM118 100H119V99H118ZM121 100H122V99H121ZM129 100H130V99H129ZM129 100H127V102L124 101L125 103H123V104H128V103H130ZM131 100H132V99H131ZM131 100H130V101H131ZM155 100H156V99H155ZM155 100L152 101V99H151L152 103H154ZM166 100H168V99H166ZM170 100H172L171 97H170L169 101H170ZM181 100H180V101H181ZM200 100H201V99H200ZM221 100H222V99H221ZM29 101H28V102H29ZM84 101H85V100H84ZM90 101H91V100H90ZM106 101H107V100H106ZM106 101H105V102H106ZM112 101H113V100H112ZM112 101L109 102L110 104L107 103V107H108V105H111ZM139 101H140V100H139ZM147 101H148V100H147ZM151 101H149V102H151ZM161 101H163V100L161 99ZM174 101H175V100H174ZM180 101H179V102H180ZM186 101H187V100H186ZM188 101H187V102H188ZM190 101H191V100H190ZM190 101H189V102H190ZM205 101H207V100H205ZM219 101H220V100H219ZM222 101H223V100H222ZM222 101H221V102H222ZM33 102H34V101H33ZM61 102H62V101H61ZM76 102L78 103V101H76ZM85 102H86V101H85ZM116 102H118V101H116ZM116 102H115V104H116L117 106L121 105V106H119V107L121 108V107H122V103H121L122 101L120 102L121 104L119 103V105H118ZM132 102H133V101H132ZM132 102H131L130 105H135V103H136L135 99H134V104H132ZM137 102H138V101H137ZM144 102H145V101H144ZM170 102H171V101H170ZM177 102H178V101H177ZM191 102H192V101H191ZM193 102H194V101H193ZM200 102H201V101H200ZM217 102H218V101H217ZM217 102H216V103H217ZM221 102H220V103H221ZM53 103H54V102H53ZM68 103H69V102H68ZM70 103H71V102H70ZM90 103H91V102H90ZM145 103H146V102H145ZM152 103H151V104H152ZM161 103H162V102H161ZM181 103H184V104H185V101L183 100ZM195 103H196V102H195ZM205 103H206V102H205ZM26 104H27V103H26ZM41 104H42V103H41ZM55 104H56V103H55ZM97 104H98V106H99V104H103V103L99 102V103H97ZM97 104H96V105H97ZM104 104H105V103H104ZM104 104H103V105H104ZM151 104H150V105H151ZM155 104L157 105L158 103L155 101V103H154L153 105H155ZM159 104H160V102H159ZM177 104H178V103H177ZM179 104H180V103H179ZM179 104H178V105H179ZM193 104H194V103H193ZM30 105H31V104H30ZM32 105H33V104H32ZM34 105H35V104H34ZM36 105H37V102H36ZM80 105H81V102H80ZM87 105H88V104H87ZM90 105H91V104H89V106H90ZM96 105H91V106H92L91 109L93 108V106H94V108H96ZM112 105H114V104H112ZM130 105H128V106H129V109H130V107H131L132 109H134V108H133L132 106H130ZM140 105H141V104H140ZM144 105H145V104H144ZM150 105H149V106L147 105V106L150 107ZM153 105H152V106H153ZM162 105L165 106V104H163V103H162ZM162 105H161V106H162ZM182 105H183V104H182ZM182 105H181V106H182ZM186 105H187V103H186ZM23 106H24V105H23ZM42 106H43V104H42ZM81 106H82V105H81ZM81 106H80V107H81ZM89 106H88V107H89ZM98 106H97V108H98ZM100 106H101V105H100ZM100 106H99V107H100ZM117 106H116V107H117ZM189 106H193V105H189ZM38 107H39V106H38ZM38 107H37V109H38V112H39V108H38ZM102 107H103V106H102ZM104 107H105V106H104ZM107 107H106V108H107ZM119 107H118V108H119ZM125 107H126V106H125ZM137 107H138V106H137ZM168 107H169V106H168ZM183 107H184V106H183ZM183 107H181V108H183ZM193 107H196V104H195V106H193ZM201 107L204 108L203 105H202ZM22 108H23V107H22ZM45 108H47V107H45ZM82 108H83V107H82ZM106 108H105V109H106ZM113 108H115V107H113ZM120 108H119V109H120ZM123 108H124V107H123ZM123 108H122V109H123ZM150 108H151V107H150ZM152 108H153V107H152ZM157 108H158L159 110H158ZM163 108H164V107H163ZM178 108H179V106H178ZM198 108H199V107H197L196 109L198 110ZM205 108H206V107H205ZM6 109H7V108H6ZM87 109H88V108H87ZM109 109L111 110L112 107H110ZM116 109H117V108H116ZM116 109H114V110L112 109V110H113L112 112H114ZM132 109H131L130 111H133ZM138 109H139V108H138ZM155 109H157L158 111H160V107H156ZM161 109H162V108H161ZM166 109H167V108H166ZM175 109H176V108H175ZM188 109H190V108H188ZM200 109H201V108H200ZM41 110H43V107L41 108ZM41 110H40V111H41ZM57 110H58V109H57ZM60 110H61V109H60ZM80 110H81V108H80ZM83 110H86L85 106H84ZM92 110H93V109H92ZM102 110H103V109L101 108V111H102ZM157 110H156V111H157ZM162 110H163V109H162ZM162 110H161V111H162ZM176 110H177V109H176ZM176 110H175V111H176ZM182 110H184V109H182ZM193 110H194V109H193ZM205 110H206V109H205ZM209 110H210V109H209ZM223 110L225 111V109H223ZM241 110H242V109H241ZM28 111H29V110H28ZM34 111H37V110L34 109ZM43 111H44V110H43ZM75 111L77 112V110H75ZM81 111H82V110H81ZM81 111L79 112L80 114L82 113ZM87 111H88V110H87ZM89 111H91V110H89ZM96 111H97V109H96ZM96 111H95V112H96ZM99 111H100V110L98 109V112H99ZM106 111H107V109H106ZM140 111H141V112L138 111L139 114H141V113L144 112V110H142V109H141ZM149 111H152V112H153L154 110H152V109L149 110V109H148V112H149ZM156 111H154L153 113L155 114ZM158 111H157V113H159ZM161 111H160V113H161ZM164 111H165V109L162 111V113H163ZM179 111H180V109H179ZM185 111H186V110H185ZM70 112H71V111H70ZM70 112H69V113H70ZM84 112H85V111H84ZM91 112H92V111H91ZM95 112H93V113H95ZM102 112H103V111H102ZM116 112H117V111H116ZM116 112H115L114 114H116ZM118 112H119V111H118ZM120 112H121V111H120ZM134 112H135V111H134ZM198 112H200V111H198ZM209 112H210V111H209ZM22 113H24V112H22ZM26 113H27V112H26ZM49 113H50V112H49ZM71 113H72V112H71ZM79 113L76 114V116H74V117H73L74 114H73V115L71 114V115H69V116H71V117H73V118H75V117H77V116L83 117V115L81 114V115H82V116H81ZM105 113H107V112H105ZM135 113H136V112H135ZM135 113H134L133 115H135ZM153 113L150 112L149 114H150V115H151V114L153 115ZM160 113H159V114H160ZM166 113H167V112H166ZM173 113H174V112H173ZM177 113H178V112H177ZM177 113H175L176 116H177ZM204 113H206V111H205ZM207 113H208V112H207ZM216 113H217V112H216ZM216 113H215V114H216ZM28 114H29V113H28ZM33 114H34V113H33ZM52 114H53V113H52ZM87 114H88V113H87ZM96 114H97V113H96ZM96 114H95V115H96ZM100 114H101V113H100ZM120 114H121V113H120ZM143 114H144V113H143ZM181 114H183V113H181ZM191 114H192V113H191ZM200 114H201V112H200ZM208 114H209V113H208ZM213 114H214V113H213ZM217 114H218V113H217ZM103 115H104V114H103ZM122 115H123V117H125L124 113H123ZM160 115H161V114H160ZM171 115L173 116L172 113H171ZM203 115H205V114H203ZM85 116H86V115H85ZM104 116H105V115H104ZM113 116H114V115H113ZM117 116H118V114H117ZM119 116H120V115H119ZM119 116L116 117V115H115L116 118H119ZM126 116L129 117V119H130V116H128L127 114H126ZM140 116H142V115H139V119L141 120V117H140ZM143 116L146 117L147 115H143ZM164 116H165V115H164ZM182 116H183V115H182ZM185 116H186V115H185ZM191 116H192V115H191ZM198 116H199V115H198ZM200 116H202V114H201ZM206 116H207V114H206ZM211 116H212V115H211ZM42 117H43V116H42ZM46 117H47V116H46ZM49 117H50V116H49ZM61 117H62V116H61ZM80 117H77V119L80 118ZM86 117L89 118V117H91V115H90V116L87 115ZM96 117H97V116H96ZM110 117H111V116H110ZM110 117H109V118H110ZM120 117H121V116H120ZM133 117H134V116H133ZM178 117H180V115H179ZM183 117H184V116H183ZM218 117H219V116H218ZM248 117H249V116H248ZM84 118H85V117H84ZM121 118H122V117H121ZM136 118H137V116H136ZM147 118H148V117H147ZM151 118H152V117L150 116V119H149L150 121H151ZM162 118H164V117H162ZM169 118H171V117L169 116ZM174 118H175V117H174ZM187 118H189V117H187ZM199 118H200V117H199ZM204 118H205V116H204ZM211 118H212V117H210V118H209L208 116L206 117L207 120H208V119L210 120ZM216 118H217V117H216ZM249 118H250V117H249ZM61 119H62V118H61ZM77 119H76V121H77ZM99 119H100V118H99ZM124 119H125V118H124ZM132 119H134L135 122H136L135 117L132 118ZM152 119H153V118H152ZM160 119H161V118H160ZM172 119H173V118H172ZM217 119H218V118H217ZM247 119H248V118H247ZM22 120H23V119H22ZM69 120H70V118H69ZM71 120H73V122L75 123V119H72V118H71ZM78 120H79V119H78ZM94 120H95V118H94ZM111 120H112V119H111ZM134 120H132V121H134ZM140 120H139V121H140ZM144 120H145V119H144ZM188 120H189V119H188ZM207 120H205V121H207ZM209 120H208V121H209ZM14 121H15V120H14ZM50 121H51V120H50ZM86 121L88 122V120H86ZM98 121H99V120H98ZM112 121H113L112 123H114V124L117 122L116 120H112ZM119 121H120V119H119ZM132 121H131V123H132ZM146 121H147V120H146ZM150 121H148V122H150ZM161 121H162V123H163V120H161ZM166 121H167V118H166ZM166 121H164V122H166ZM172 121H174V120H171V122H172ZM68 122H69V121H68ZM73 122H72V123L70 122V123H71V124H74ZM78 122H79V121H78ZM128 122H130V120H129ZM128 122H127V123H128ZM135 122H134V125H133V126H134V127H137V125L135 126V124H137V123H135ZM148 122H147V123H148ZM151 122H153V121H151ZM70 123H69V124H70ZM84 123L86 124V122H84ZM103 123H104V122H102V125H103ZM120 123H122V122H120ZM140 123H141V121H140ZM143 123H144V125H145V122H143ZM147 123H146V124H147ZM158 123H159V122H158ZM173 123H174V122H173ZM50 124H52V123H50ZM53 124H54V123H53ZM66 124H67V123H66ZM69 124H67L66 126L68 127ZM81 124H82V123H81ZM87 124H88V123H87ZM96 124H97V123H96ZM105 124H107V123H105ZM108 124H110V123H108ZM114 124H113V125H114ZM148 124H149V123H148ZM148 124H147V125H148ZM153 124H154V123H152V125H153ZM163 124H164V123H163ZM176 124H177V123H176ZM191 124H192V123H191ZM224 124H225V123H223V125H224ZM58 125H59V124H58ZM76 125H77V123H76ZM76 125L74 124V126H75L74 128H76L78 125H79V128L81 127L80 124H78L77 126H76ZM102 125H101V126H102ZM128 125H129V123H128ZM147 125H146L145 127H144L143 125H141V126L144 127V128H147ZM154 125H155V124H154ZM159 125H160V123H159ZM159 125H157V127L155 126L156 129L159 128ZM174 125H175V124H174ZM197 125H198V124H197ZM225 125H226V124H225ZM225 125H224V126H225ZM256 125H257V124H256ZM36 126H37V125H36ZM87 126L90 127L91 125H90V126L87 125ZM111 126H112V125H111ZM131 126H132V124H131ZM131 126H130V127H131ZM133 126H132L131 128H134ZM163 126H166V125H163ZM188 126H189V125H188ZM188 126H187V127H188ZM220 126H221V125H220ZM71 127H72V126H71ZM85 127H86V126H85ZM92 127H97V128H98V126H93V125H92ZM105 127H106V126H105ZM122 127H123V126H121V128H122ZM130 127H129V128H128V127H127V128H123V130L130 129ZM149 127H150V126H149ZM151 127L153 128L154 126H151ZM151 127H150V128H151ZM168 127H169V125L166 126V128H168ZM204 127H205V126H204ZM217 127H218V126H217ZM30 128H31V127H30ZM50 128H51V127H50ZM97 128H96V129H97ZM106 128H107V127H106ZM110 128H112V127H110ZM171 128H172V127H171ZM171 128H170V130H171ZM215 128H216V126H215ZM229 128H230V127H229ZM34 129H35V128H34ZM68 129H70V128L68 127ZM68 129H67V130H68ZM83 129H84V128H83ZM92 129H94V128H92ZM92 129H91V130H92ZM99 129H100V128H99ZM118 129H120V128H118ZM141 129H143V128H141ZM168 129H169V128H168ZM262 129H263V128H262ZM19 130L22 131L23 129H20V128H19ZM19 130L17 129V131H19ZM36 130H37V129H36ZM81 130H82V129H81ZM81 130H78V132L81 131ZM87 130H88V129H87ZM91 130H89V133H90ZM120 130H121V129H120ZM120 130H119V131H120ZM146 130H147V133H148V129H146ZM150 130H151V131H150ZM150 130H149V132H151V133H153L154 131H155V132L157 131V130H155V129H154V130L150 129ZM21 131H20V132H21ZM25 131H26V130H25ZM25 131H24V134H25ZM64 131H65V130H64ZM100 131H101V130H100ZM108 131H109V129H108ZM129 131H130V132L135 131V133H137V132H136L137 130H134V129H131V130H129ZM138 131L141 132L140 130H138ZM152 131H153V132H152ZM164 131H165V130H164ZM166 131H167V130H166ZM168 131H169V130H168ZM175 131H176V130H175ZM175 131H174V133H175ZM214 131H215V130H213V132H214ZM225 131H226V130H225ZM258 131L260 132L261 130L258 128ZM262 131H263V130H262ZM262 131H261L260 133H262ZM36 132H37V131H36ZM39 132H42V131H39ZM55 132H56V131H55ZM75 132L77 133V131H75ZM85 132H86V130H85ZM85 132H84V133H85ZM91 132H93V131H91ZM139 132H138V133H139ZM142 132L145 133L144 130H142ZM142 132L140 133L141 135H143ZM160 132H161V131H160ZM162 132H163V131H162ZM171 132H172V131H171ZM227 132H228V131H226V133H227ZM246 132H247V131H246ZM256 132H257V131H256ZM17 133H18V132H17ZM21 133H22V132H21ZM28 133H29V132H28ZM30 133H32V130H31ZM30 133H29V135H30ZM42 133H43V132H42ZM66 133H67V132L65 131V134H66ZM69 133H70V135H71V134H72V135H75V134H76V133L74 134V133H72V132H68L67 135H69ZM109 133H110V131H109L108 133H107V132L104 133L103 135H105V134H109ZM157 133H158V132H157ZM177 133H178V132H177ZM263 133H264V132H263ZM34 134H35V132H34ZM36 134H37V133H36ZM45 134H46V132H45ZM45 134L43 133V135H45ZM54 134H57V133H54ZM54 134H53V135H54ZM145 134H146V133H145ZM153 134H154V133H153ZM25 135H26V134H25ZM38 135H40V134H38ZM38 135H37V136H38ZM89 135H90V134H89ZM91 135L93 136V135H95V134H91ZM132 135H133V134H132ZM149 135H150V134H149ZM157 135H158V134H157ZM160 135H161V134H160ZM163 135H165V133H164ZM178 135H179V134H178ZM258 135H260V134H258ZM15 136H16V135H15ZM17 136L20 137V135H17ZM17 136H16V140L18 141V140H20V139H18ZM22 136H23V135H22ZM22 136H21V137H22ZM32 136H33V135H31V137H32ZM83 136H84V135H83ZM143 136H144V135H143ZM146 136H147V134H146ZM153 136H156V135L154 134ZM153 136L151 135V138L147 137V138L150 139L149 142L151 141V139H152ZM161 136H162V135H161ZM161 136H160V137H161ZM260 136H262V135H260ZM260 136H258V137H260ZM263 136H264V135H263ZM29 137H30V136H28V139H26V141H27V142L25 141L26 143H28V141L31 139V138L29 139ZM44 137H45V136H44ZM65 137H66V136H65ZM67 137L70 138V136H67ZM73 137H76V136H73ZM84 137H86V135H85ZM87 137L89 138V136H87ZM87 137H86V138H87ZM96 137H97V136H96ZM98 137H99V136H98ZM98 137H97V139H98ZM105 137H106V136H105ZM108 137H109V135H108ZM108 137H107V139H108ZM141 137H142V136H141ZM163 137H164V136H163ZM163 137H162V138H163ZM209 137H210V136H209ZM32 138H33V137H32ZM54 138H55V135H54ZM57 138H58V137H57ZM88 138H87V139H88ZM147 138L144 137V139H143V138H142V139L146 141ZM154 138H156V137H154ZM167 138H168V137H167ZM195 138H196V137H195ZM225 138H226V137H225ZM227 138L229 139V137H227ZM70 139H71V138H70ZM78 139H79V138H78ZM81 139H82V137H81ZM94 139H95V137H94ZM97 139H96V140H97ZM99 139H100V138H99ZM103 139H104V138H103ZM156 139H157V138H156ZM170 139H171V138H170ZM213 139H214V138H213ZM262 139H264V138L262 137ZM14 140H15V138H14ZM32 140H33V139H32ZM37 140H38V139H37ZM46 140H47V139H46V137H45V141H46ZM60 140H61V139H60ZM60 140H59V142H60ZM71 140H72V139H71ZM74 140H75V139H74ZM104 140H106V138H105ZM126 140H127V135L120 134V133L115 134V135H113V137L111 138V140L109 141V143H108V145H107V147H106V150H105V151H106V152L112 157L113 162H114V167H113V170H112V172H111V174H110V180H111V183H112V184L121 185V186H123V187L125 188V190H127L128 192H135V191L139 188V186L141 185V183L144 181V179L148 177V175L145 174V162H144L145 159L142 158L143 155H146V154H148V153L145 152V153L142 154V151H141V149H140L141 147H140V148H138V149H140V151L136 150V151L138 152V154H140V152H141L140 155H142V156L140 157L138 154H136L135 152L131 151V150H132L131 148H130L131 150L128 148L127 145H129V144H126ZM159 140H161V139L159 138L158 141H159ZM175 140H176V139H175ZM193 140H194V138H193ZM257 140H258V139H257ZM17 141H15V142H17ZM39 141H41V140H39ZM72 141H73V140H72ZM84 141H85V140H84ZM101 141H103V140H101ZM147 141H148V139H147ZM154 141H155V140H154ZM154 141L152 142L153 144H154ZM171 141H172V140H171ZM255 141H256V140H255ZM0 142H1V140H0ZM21 142H22V141H21ZM43 142H44V141H43ZM59 142H58V143H59ZM90 142H91V141L88 140V143H90ZM142 142H143V141H142ZM149 142H148V143H149ZM159 142H161V141H159ZM181 142H182V141H181ZM211 142H212V141H211ZM238 142H239V141H238ZM258 142H259V140H258ZM17 143H18V142H17ZM19 143H20V141H19ZM37 143H38V142H37ZM44 143L46 144V142H44ZM44 143H43V144H44ZM53 143H54V141H53ZM69 143H70V142H69ZM76 143H77V142H76ZM78 143H79V142H78ZM78 143H77V144H78ZM80 143L83 144L82 141H81ZM80 143H79V144H80ZM84 143L87 144V142H84ZM95 143H96V142H95ZM101 143H102V142H101ZM150 143H151V142H150ZM150 143H149V144H150ZM169 143H170V142H169ZM172 143H173V142H172ZM256 143H257V142H255V144H256ZM28 144H29V143H28ZM31 144H32V143H31ZM39 144H40V143H39ZM54 144H55V143H54ZM54 144H52V146H50V148L53 147ZM59 144H60V143H59ZM77 144H76V145H77ZM79 144H78V146H77L78 148H77L76 146H75V147H76V149H78L79 153H81V151H80V149H79V147H80ZM93 144H94V143H93ZM144 144H145V143H144ZM159 144H160V143H159ZM159 144H158V147H161V144H160V145H159ZM25 145H27V144H25ZM25 145H24V147H25ZM46 145H47V144H46ZM50 145H51V144H50ZM70 145H71V143H70ZM80 145H81V144H80ZM89 145H90V144H89ZM99 145H100V143L97 144L98 148H99ZM101 145H102V144H101ZM131 145H133V143H132ZM156 145H157V143H156ZM156 145H155V146H156ZM162 145H163V144H162ZM173 145H175V144H173ZM188 145H189V144H188ZM235 145H236V144H235ZM22 146H23V144H22ZM33 146H34V145H33ZM43 146H45V145H43ZM72 146H73V145H72ZM84 146H85V145H84ZM94 146L96 147V144H95ZM133 146H134V145H133ZM135 146H136V144H135ZM147 146H148V144H147ZM20 147H21V145H20ZM24 147H23V148H24ZM29 147H32V146H29ZM41 147H42V146H41ZM45 147H46V146H45ZM75 147H74V148H75ZM86 147H87V146H86ZM86 147H85V148H86ZM131 147H132V146H131ZM156 147H157V146H156ZM164 147L167 148V147H169V146H166V145L164 144ZM235 147H237V146H235ZM243 147H244V146H243ZM16 148H17V147H16ZM23 148H22V149H23ZM26 148H27V150H28V147H25V149H26ZM32 148H33V147H32ZM37 148H38V147H36V150H37ZM60 148H62V146H60ZM89 148H90V147H89ZM98 148H97V149H98ZM134 148H136V147H134ZM142 148H143V147H142ZM146 148H147V147H146ZM150 148L153 149L154 147H150ZM175 148H176V147H175ZM245 148H246V147H245ZM25 149H23V151H24ZM34 149H35V148H34ZM34 149H33V150H34ZM42 149H43V148H42ZM42 149L40 150V147H39V150H40V151H42ZM68 149L71 150L70 148H68ZM72 149H73V147H72ZM91 149H92V148H91ZM100 149H101V147H100ZM143 149H144V148H143ZM187 149H188V147H187ZM240 149L243 150V148H240ZM27 150H25V151H27ZM44 150H45V149H44ZM44 150H43V152H44ZM46 150H47V149H46ZM60 150L63 151V149H60ZM73 150H75V149H73ZM147 150H149V149L147 148ZM154 150H155V149H154ZM165 150H166V149H165ZM165 150H164V151H165ZM173 150H174V149H173ZM189 150H190V149H189ZM34 151H35V150H34ZM40 151H38L39 154H40ZM55 151H56V150H55ZM58 151H59V150H58ZM62 151H61L59 154H63L65 150H64L63 152H62ZM82 151H83V150H82ZM89 151H90V149L88 150V152H89ZM91 151H92V150H91ZM100 151H102V150H99V151H97V152L99 153ZM134 151H135V150H134ZM150 151H151V150H150ZM150 151H149V152H150ZM155 151H156V150H155ZM157 151H158V149H157ZM167 151H168V149H167ZM193 151H194V150H193ZM2 152H3V151H2ZM43 152L41 153V155H42V154L44 155ZM66 152H67V153H66ZM68 152H69L68 150L65 151L66 154H68ZM73 152H74V151H73ZM73 152H72V153H73ZM76 152H77V151H76ZM76 152L73 153V154H76ZM220 152H221V151H220ZM220 152H218V153H220ZM223 152H225V151H223ZM228 152H229V151H228ZM22 153H23V152H22ZM26 153H27V152H26ZM33 153H34V155H35L37 152L35 151V152H33ZM38 153H37V155H38ZM50 153H52V152H50ZM65 153H64V154H65ZM101 153H102V152H101ZM156 153H157V152H155V153L153 154V152H152L153 156H157ZM158 153H160V152H158ZM161 153H162V152H161ZM183 153H184V152H183ZM213 153H214V152H213ZM27 154H28V155H26V154H24V155H25V156H29V157L31 156L30 159H32L33 154H31V153H30V154L27 153ZM46 154H47V153H46ZM69 154H70V153H69ZM81 154L83 155V153H81ZM88 154H90V152H89ZM95 154H96V153H95ZM150 154H151V153H150ZM152 154H151V155H152ZM166 154H167V153H165V155H166ZM189 154H190V153H189ZM238 154H239V153H238ZM22 155H23V154H22ZM24 155H23V156H24ZM47 155H48V154H47ZM53 155H54V154H53ZM55 155H56V153H55ZM71 155H72V154H70V156H71ZM82 155H81V156H82ZM91 155H92V154H91ZM102 155L107 156V155H105V154H103V153H102ZM170 155H171V154H170ZM170 155H169V156H170ZM182 155H183V154H182ZM234 155H236V154H234ZM240 155H241V154H240ZM257 155H258V154H257ZM60 156H62V158H63L64 155H60ZM70 156H69V158H70ZM75 156H76V155H75ZM77 156H79L78 153H77ZM92 156H93V155H92ZM98 156L100 157V154H98ZM162 156H163V154H162ZM237 156H238V155H237ZM237 156H236V157H237ZM33 157H34V156H33ZM39 157H40V156H39ZM39 157H38V160L41 159V158L39 159ZM55 157H56V156H55ZM57 157H58V156H57ZM64 157H65V156H64ZM83 157H84V155H83ZM99 157H98V158H99ZM108 157H109V156H108ZM111 157H109V158L111 159ZM146 157H149V156H146ZM146 157H144V158H146ZM240 157H241V156H240ZM240 157H238V160L240 159ZM248 157H249V156H248ZM248 157H247V158H248ZM25 158H26V157H25ZM36 158H37V157H36ZM47 158H48V156H47ZM58 158L60 159V157H58ZM62 158H61V159H62ZM66 158H67V157H66ZM66 158H64V159H66ZM73 158H75V157L73 156ZM87 158H88V156H87ZM95 158H96V156H95ZM95 158H94V159H95ZM98 158H96L97 161H98ZM109 158H108V159H109ZM243 158H244V157H243ZM26 159H28V157H27ZM30 159H28V160H30ZM77 159L79 160V158H77ZM91 159H92V158H91ZM99 159H102L101 161H103V160H107L106 158L103 159L102 156H101ZM158 159H159V158H158ZM158 159H157V160H158ZM218 159H219V158H218ZM24 160H25V159H24ZM52 160H53V158H52ZM82 160H83V159H81L80 161H82ZM85 160H86V159H85ZM85 160H84V161H85ZM251 160H252V159H251ZM22 161H23V159H22ZM25 161H26V160H25ZM33 161H36V159L33 160ZM42 161H43V160L41 159L40 164H43ZM44 161H45V160H44ZM46 161L48 162L47 159H46ZM46 161H45L44 163L47 164ZM53 161H54V160H53ZM65 161H66V160H65ZM76 161H77V160H75V163H76ZM80 161H79V162H80ZM84 161L81 162V164H82V165L84 164V165L86 166V164H88V162L85 164ZM108 161H109V160H107V162H108ZM153 161H154V160H153ZM155 161H156V160H155ZM159 161H160V159H159ZM217 161H219V160H217ZM225 161H226V160H225ZM23 162H24V161H23ZM27 162H28V166H29V163L32 162V160H31L30 162H29V161H26L25 164H27ZM38 162H39V161H38ZM62 162H63V159H62ZM67 162H68V160H67ZM77 162H78V161H77ZM79 162H78V163H79ZM107 162H106V163H107ZM111 162H112V160H111ZM146 162H147V161H146ZM182 162H183V161H182ZM231 162H232V161H231ZM244 162H245V161H244ZM35 163H36V162H35ZM35 163H34V164H35ZM57 163H58V162H57ZM60 163H61V162H60ZM98 163H100V161H99ZM98 163H97V164H98ZM101 163H102V162H101ZM104 163H105V162H104ZM104 163H102V164H103L104 166H106L107 164L105 165ZM155 163H156V162H154V164H155ZM157 163H158V162H157ZM188 163H189V162H188ZM224 163H225V162H224ZM234 163L236 164V162H234ZM237 163H238V162H237ZM246 163H247V161H246ZM25 164H24V165H25ZM30 164H31V163H30ZM32 164H33V163H32ZM68 164H69V163H67V164L63 163V165H65V166L68 165ZM91 164H93V163H91ZM151 164L153 165V162L150 163V165H151ZM159 164H160V163H159ZM232 164H233V162H232ZM258 164H259V163H258ZM94 165H95V164H94ZM111 165H112V164H111ZM150 165H148V167H149ZM181 165H182V164H181ZM241 165H242V164H241ZM245 165H246V164H244V166H245ZM247 165H248V164H247ZM249 165H250V164H249ZM28 166L26 165V167H28ZM40 166L42 167V165H39V167H40ZM68 166H71V164L68 165ZM72 166H73V165H72ZM88 166H89V165H88ZM88 166H86V168H87ZM101 166H102V165L100 164V165H99V169L101 168ZM104 166H102V167H104ZM107 166H108V165H107ZM109 166H110V165H109ZM157 166H158V164H157ZM157 166H156V167H157ZM238 166H239V165H238ZM258 166H259V165H258ZM3 167H4V166H3ZM32 167H33V166H31V167L29 166V168H32ZM41 167H40V168H41ZM46 167L48 168L47 165H46ZM46 167H45V168H46ZM63 167H64V166H63ZM73 167H74V166H73ZM73 167H72V168H73ZM91 167H96V166H91ZM91 167H90V168L88 167V169H91ZM156 167H155V168H156ZM161 167H162V165H161ZM177 167H178V166H177ZM191 167H192V166H191ZM247 167H248V166H247ZM250 167H251V166H250ZM256 167H257V166H256ZM43 168H44V166H43ZM72 168H71V169H72ZM78 168H79V167H78ZM78 168H77V172H78ZM80 168H81V167H80ZM80 168H79V170H80ZM150 168H152V170H153L154 167L152 166V167H149V169H150ZM194 168H195V167H194ZM199 168H200V167H199ZM221 168H222V167H221ZM233 168H235V167L233 166ZM240 168H241V167H240ZM240 168L238 167V170H240ZM32 169H33V168H32ZM34 169H35V165H34ZM37 169H39L38 166H37ZM41 169H42V168H41ZM50 169H51V168H49V170H50ZM63 169H64V168H63ZM67 169H68V168H67ZM67 169H66V170H67ZM96 169H97V168H96ZM99 169H98V170H99ZM107 169H108V168H107ZM157 169H158V167H157ZM157 169H156V170H157ZM161 169L163 170V168H161ZM161 169H159V170H161ZM246 169H247V168H246ZM42 170L44 171L45 169H42ZM52 170H53V168L51 169V171H52ZM54 170H55V169H54ZM73 170H74V169H73ZM82 170H83V169H82ZM82 170H80V171H82ZM84 170H85V173H86V174H89V173H88L89 170H87L88 172L86 171V169H84ZM98 170H95V171H98ZM104 170H105V168H104ZM152 170H151V171H152ZM154 170H155V169H154ZM159 170H158V171H159ZM176 170H177V169H176ZM190 170H191V169H190ZM0 171H1V170H0ZM45 171H46V170H45ZM45 171H44V173L47 174ZM56 171H57V170H56ZM75 171H76V170H75ZM91 171H94V169H91ZM101 171H102V169H101ZM151 171H149V172L151 173ZM188 171H189V170H188ZM192 171H193V170H192ZM236 171H237V170H236ZM240 171H241V170H240ZM52 172H53V171H52ZM58 172H61V171H58ZM64 172H65V171H64ZM64 172H63V173H64ZM146 172H147V171H146ZM153 172L155 173V171H152V173H153ZM160 172H161V171H160ZM30 173H31V172H30ZM74 173H75V172H74ZM82 173H84V172L82 171ZM85 173H84V174H85ZM99 173H100V172H99ZM191 173H192V172H191ZM191 173H189V174H191ZM232 173H234V172H232ZM238 173H239V172H238ZM243 173H244V172H243ZM243 173H242V174H243ZM2 174H3V172H2ZM2 174H1L0 178H1V177H4V175H5V173H4L3 176H2ZM6 174H8V172H6ZM9 174H10V173H9ZM12 174H13V173H12ZM16 174H18V173H16ZM51 174L54 175V172L51 173ZM57 174H59V173H57ZM60 174L62 175V172H61ZM64 174H65V173H64ZM78 174H79V173H78ZM78 174H76V175H78ZM80 174H81V173H80ZM84 174H83V175H84ZM148 174H149V173H148ZM156 174H158V172H156ZM167 174H169V173H167ZM167 174L164 173V176L167 175ZM203 174H204V172H203ZM244 174H245V173H244ZM39 175H40V174H39ZM55 175H56V174H55ZM55 175H54V177H56ZM67 175H68V174H67ZM76 175H74V177H76ZM93 175H94V174H93ZM145 175H146V177H145ZM149 175H150V174H149ZM47 176H48V175H47ZM70 176H72V175H70ZM78 176H79V175H78ZM94 176L97 177L96 174H95ZM100 176H101V175H100ZM153 176H154V175H153ZM159 176H160V175H159ZM237 176H238V174H237ZM239 176H241V174H239ZM259 176H261V175H259ZM262 176H263V175H262ZM6 177H7V176H6ZM51 177H52V176H49L50 179L53 178V177H52V178H51ZM62 177H63V176H62ZM81 177H82V176H81ZM88 177H89V180L92 181V180H91L92 178H90V175H89ZM102 177H103V176H102ZM149 177H151V176H149ZM190 177H192V176H190ZM10 178H11V177H10ZM10 178H9V179H10ZM21 178H22V176H21ZM59 178H60V177H59ZM59 178H58V180H60ZM76 178H77V177H76ZM97 178H98V177H97ZM103 178H104V177H103ZM103 178H102V179H103ZM207 178H208V176H207ZM207 178H206V179H207ZM62 179H63V178H61V181H62ZM98 179H100V178H98ZM148 179H149V178H147V180H148ZM151 179H152V178H151ZM151 179H150V180H151ZM155 179H157V177H156V178L154 177V180H155ZM195 179H196V178H195ZM200 179H201V178H200ZM236 179H237V178H236ZM258 179H260V178L258 177ZM6 180H8V179H6ZM6 180H5V181H6ZM42 180H43V178H42ZM85 180H88V179H85ZM100 180H101V179H100ZM100 180H99V181H100ZM147 180H146V181H147ZM207 180H208V179H207ZM207 180H206V181H207ZM239 180H240V179H239ZM23 181H24V180H23ZM51 181H52V180H51ZM51 181H50V182H51ZM56 181H57V180H56ZM102 181H103V180H102ZM104 181H105V180H104ZM146 181H144V182H146ZM152 181H153V179H152ZM163 181L166 182L165 180H163ZM206 181H204V182L207 183ZM225 181H226V180H225ZM232 181H233V180H232ZM52 182H54V181H52ZM52 182H51V183H52ZM64 182H65V180H64ZM159 182H160V181H159ZM16 183H17V182H16ZM31 183L33 184V182H31ZM62 183H63V182H62ZM81 183H83V182H81ZM102 183H103V182H102ZM111 183H110V184H111ZM147 183H148V182H147ZM161 183H162V182H161ZM161 183H160V184H161ZM198 183H199V182H198ZM214 183H215V182H214ZM221 183H223V182H221ZM261 183H262V182H261ZM10 184H11V183H10ZM10 184H8V185H10ZM53 184H55V183H53ZM160 184L158 183V185H155V186H159ZM162 184H163V183H162ZM162 184H161V187H163ZM209 184H211V183H209ZM227 184H228V183L224 184V188H225V186H226ZM258 184H260V182H259ZM8 185H6V188H7ZM17 185H18V184H17ZM50 185H51V184H50ZM56 185H59V186H60V185H61V184H60V181H59V184H56ZM56 185H55V186H56ZM62 185H63V184H62ZM65 185H66L65 187H67V182H65ZM80 185H81V184H80ZM177 185H178V184H177ZM260 185H261V184H260ZM32 186H35V185L33 184ZM52 186H53V185H52ZM103 186H104V185H102V186H101V185H95V192H94V195H93V197H92V201L95 203L96 206H99V207H100L99 210H101V211L105 214L104 217L109 216V217H111V218L113 219V222H108V225L113 226V227H115V226H116V227H119V228L123 231V234H124L125 236H127L128 238H130V241H128V242L126 243V245H127V246H126V255H125V258H126V264H164V260H163V259H165V258H167V257L163 258V256H164L165 254H164L163 256H161V254L159 253L160 251L165 250V245L161 243L163 240L161 239V240H162L161 242H159L158 240H156V238L154 237V233H153L151 230L145 229V228H144V227L138 222V220L135 218V215H134L135 212H136L135 210H136V208L139 206V204H137L136 202H134V203L137 204L138 206H136V208H134L133 211H135V212L133 213V212L131 211V206H130L128 203H125V202L122 201L121 199H118V198H116L115 196L111 195V194H110V193H109V192H108ZM179 186H180V185H179ZM202 186L204 187V185H202ZM210 186H211V185H210ZM222 186H223V185H222ZM229 186H231V185H229ZM12 187H14V185H13ZM25 187H26V186H25ZM25 187H24V188H25ZM60 187H62V186H60ZM112 187H113V186H112ZM114 187H115V186H114ZM212 187H213V186H212ZM17 188H20L19 185H18ZM33 188H34V187H33ZM78 188H79V187H78ZM107 188H108V187H107ZM178 188H179V187H178ZM178 188H177V189H178ZM244 188H245V187H244ZM250 188H251V187H250ZM252 188H253V187H252ZM10 189H11V188H10ZM12 189H13V188H12ZM36 189H40V188H36ZM65 189H66V188H65ZM158 189L162 190L161 188H158ZM242 189H243V188H242ZM246 189H247V188H246ZM3 190H4V189H3ZM6 190H7V189H6ZM6 190H4V191L6 192ZM13 190H14V189H13ZM43 190H44V189H42V192H43ZM145 190H146V189H145ZM147 190H148V189H147ZM154 190H155V189H154ZM160 190H156V191H158V193H159ZM247 190H248V189H247ZM4 191H3V192H4ZM7 191H8V190H7ZM118 191H119V190H118ZM142 191H144V190L142 189ZM205 191H206V190H205ZM251 191H252V190H251ZM37 192H38V191H37ZM42 192H41V193H42ZM113 192H114V191H113ZM140 192H141V191H140ZM169 192H170V191H169ZM206 192H207V191H206ZM206 192H205V193H206ZM21 193H24V192L22 191ZM28 193H29V191H28ZM117 193H118V192H117ZM117 193H116V194H117ZM158 193H156V194H157V195H159V194H163L164 191H163V193H159V194H158ZM207 193H208V192H207ZM259 193H260V192H259ZM8 194H9V193H8ZM24 194H25V193H24ZM24 194H23V195H24ZM38 194H39V193H38ZM38 194L36 193V195H34V197L37 198V199H38V197H36V196H37ZM47 194H48V193H47ZM138 194H139V193H138ZM141 194H142V192H141ZM145 194H147V191H145ZM181 194H182V193H181ZM263 194H264V193H263ZM263 194H262V195H263ZM25 195H26V194H25ZM43 195H45V193H44ZM50 195H51V194H50ZM118 195H119V194H118ZM157 195H156V196H157ZM165 195H166V194H165ZM165 195H163V198L165 197ZM9 196H10V195H9ZM19 196H20V195H19ZM40 196H41V195H40ZM40 196H39V197H40ZM127 196H128V195H127ZM136 196H137V195H136ZM146 196H147V195H146ZM152 196H154V195L152 194ZM161 196H162V195H161ZM161 196H160V197H161ZM166 196H168V195H166ZM215 196H216V195H215ZM258 196H259V195H258ZM2 197H4V196H2ZM17 197H18V196H17ZM28 197H29V196H28ZM31 197H32V196H31ZM41 197H42V196H41ZM44 197H45V196H44ZM52 197H53V195H52ZM52 197H51V199H53ZM128 197H129V196H128ZM140 197H141V196L139 195L138 198H140ZM154 197H155V196H154ZM154 197H153V198H154ZM157 197H158V196H157ZM160 197H159V198H160ZM173 197H174V196H172V200H173ZM11 198H12V197H11ZM23 198H24V197H23ZM26 198H27V197H26ZM45 198H46V197H45ZM123 198H124V197H123ZM135 198H136V197H135ZM163 198L161 197L160 199L163 200ZM239 198H240V197H239ZM241 198H242V197H241ZM19 199H20V198H19ZM28 199H29V198H28ZM43 199H44V198H43ZM48 199H49V198H48ZM51 199H50V200H51ZM61 199H62V198H61ZM124 199H125V198H124ZM124 199H123V200H124ZM128 199H129V198H128ZM144 199H145V198H144ZM235 199H236V198H235ZM20 200H21V199H20ZM25 200H26V199H25ZM34 200H35V199H34ZM38 200H39V199H38ZM135 200H136V199H135ZM138 200H139V199H138ZM138 200H136V201H138ZM146 200H147V199H146ZM161 200H160V201H161ZM166 200H168V199H166ZM228 200H229V199H228ZM232 200H233V199H232ZM236 200H237V199H236ZM243 200H244V199H243ZM0 201H1V200H0ZM6 201H7V200H6ZM26 201L28 202V200H26ZM29 201H30V200H29ZM32 201H33V200H32ZM45 201H47V200L45 199ZM45 201H43V202H45ZM52 201H53V200H52ZM78 201H79V200H78ZM126 201H127V199H126ZM128 201H129V200H128ZM154 201H155V199H154ZM164 201H165V200H164ZM164 201H163V202H164ZM168 201H171V199L168 200ZM240 201H241V200H240ZM240 201H238V202H240ZM9 202H10V201H9ZM20 202H21V201H20ZM39 202H40V200H39ZM43 202H40V204L43 203ZM48 202H49V201H47V202H45V203H48ZM60 202H61V201H60ZM71 202H72V201H71ZM83 202H84V201H83ZM143 202H144V200L142 199V203H143ZM156 202H158V201H156ZM173 202H174V200H173ZM197 202H198V201H197ZM225 202H226V201H225ZM232 202H233V204L236 203V202H234V200H233ZM232 202H231V200H230V203H232ZM248 202H250V201H248ZM36 203H37V200L35 201V204H36ZM45 203H44V204H45ZM52 203H53V202H52ZM72 203H73V202H72ZM84 203H86V202H84ZM129 203H130V202H129ZM131 203H132V202H131ZM131 203H130V204H131ZM159 203H160V202H159ZM252 203H253V202H252ZM18 204H19V203H18ZM25 204H26V203H25ZM25 204H24V205H25ZM29 204H30V203H28V206H30ZM35 204H33V205H35ZM44 204H42V205L44 206ZM49 204H51V203H49ZM53 204H55V203H53ZM143 204H144V203H143ZM147 204H148V203H147ZM168 204H169V203H168ZM221 204H222V203H221ZM223 204H224V203H223ZM227 204H228V203H227ZM253 204H254V203H253ZM3 205H4V204H3ZM36 205H37V204H36ZM36 205H35V206H36ZM42 205H41V206H42ZM46 205H47V204H45L44 207H47ZM56 205H57V204H56ZM133 205H134V204H133ZM133 205H132V206H133ZM160 205H161V203H160ZM162 205H164V204L162 203ZM165 205H166V204H165ZM209 205H210V204H209ZM237 205H240V204H237ZM10 206H11V205H10ZM19 206H21V205H19ZM26 206H27V205H26ZM35 206H34V207H35ZM60 206H61V205H60ZM60 206L58 205V207H60ZM62 206H63V205H62ZM64 206L67 207L66 204H65ZM72 206H73V204H72ZM79 206H80V205H79ZM149 206H150V204H149ZM167 206H168V207H171V206H169V205H167ZM201 206H202V205H201ZM201 206H200V207H201ZM217 206H218V205H217ZM230 206H231V204H230ZM252 206H253V205H252ZM254 206H255V205H254ZM31 207H32V206H31ZM54 207H56V208H54V209H57V206L54 205ZM142 207H144V206H142ZM142 207H141V209H142ZM165 207H166V206H165ZM202 207H203V206H202ZM7 208H8V207H7ZM10 208H11V207H10ZM23 208H24V206H23ZM32 208H33V207H32ZM35 208H36V207H35ZM38 208H39V207H38ZM41 208H42V207H41ZM50 208H51V207H50ZM67 208L69 209V207H67ZM79 208H80V207H79ZM139 208H140V207H139ZM163 208H164V207H163ZM225 208H226V207H225ZM227 208H228V207H227ZM227 208H226V210L229 211V209H227ZM244 208H246V207H244ZM247 208H248V206H247ZM19 209H20V208H19ZM39 209H40V208H39ZM62 209L64 210V208H62ZM141 209H140V210H141ZM147 209H148V208H147ZM166 209H167L166 211H168L170 208H169V209L166 208ZM233 209H234V208H232L231 211H233ZM236 209H237V207H236L234 210H236ZM239 209H240V208H239ZM20 210H21V209H20ZM37 210H38V209H37ZM42 210H43V208H42ZM50 210L52 211V208H51ZM50 210H49V207H48V209H46L45 212L47 213V211H50ZM59 210H60V209H59ZM78 210H79V209H78ZM82 210H84V212L86 211V210L83 209V208H82ZM142 210H143V209H142ZM144 210H146V209H144ZM144 210H143V212H141V213L144 214ZM150 210H151V208H150ZM154 210H156L155 207H154ZM204 210H205V209H204ZM250 210H251V209H250ZM11 211L14 212V211L12 210V208H11ZM43 211H44V210H43ZM64 211H65V210H64ZM69 211H70V210H69ZM148 211H149V210H148ZM157 211H158V210H156V212H157ZM169 211H170V210H169ZM169 211H168V212H169ZM205 211H206V210H205ZM211 211H214V209L211 210ZM215 211H216V210H215ZM218 211H219V210H218ZM241 211H242V210H240V211L238 210V212H241ZM21 212H22V210H21ZM24 212H25V210H24ZM27 212H29L28 209H27ZM45 212H44V213H45ZM57 212H58V209H57ZM59 212H60V211H59ZM76 212H77V211H76ZM82 212H83V211H82ZM91 212H92V211H91ZM138 212H139V211H138ZM153 212H155V211H153ZM171 212H172V211H171ZM195 212H196V211H195ZM206 212H207V211H206ZM208 212H209V211H208ZM208 212H207V213H208ZM248 212L250 213L251 211H248ZM48 213H50V212H48ZM65 213H67V212H66V211L64 212V219L66 218V217H65V216H66ZM86 213L89 214V212H87V211H86ZM141 213H140V214H141ZM207 213H206V214H207ZM243 213H244V212H243ZM26 214H28V213H26ZM26 214H25V217H26ZM50 214H51V216H53V212L50 213ZM55 214H56V213H55ZM55 214H54V215H55ZM57 214H58V213H57ZM60 214H61V212H60ZM62 214H63V213H62ZM136 214H137V212H136ZM154 214H156V213H154ZM209 214H210V213H209ZM212 214H213V213H212ZM219 214H220V213H219ZM223 214H225V213H223ZM231 214H232V213H231ZM235 214H236V213H235ZM250 214H251V213H250ZM250 214H249V215H250ZM29 215H30V214H29ZM31 215H32V214H31ZM137 215H138V214H137ZM144 215H145V214H144ZM144 215H143V216H144ZM247 215H248V214H247ZM32 216H33V215H32ZM45 216H46V217L49 216V219L47 220V221H49L50 218H51V216L48 215V214H47V215L45 214ZM60 216H61V215H59V216L55 215L56 219H58L57 217H59V218H62V217H63V215H62V217H60ZM81 216H82V215H81ZM146 216H147V214H146ZM146 216H144L145 219H146ZM151 216H153V215L151 214ZM151 216H149V217H151ZM171 216H172V215H171ZM225 216H226V215H225ZM252 216H253V214H252ZM27 217H28V216H27ZM29 217H30V216H29ZM67 217H68V213H67ZM85 217H86V214H85V216H83V219H84ZM87 217H88V216H87ZM89 217H91V216H89ZM136 217H137V216H136ZM141 217H142V216H141ZM164 217L166 218V216H164ZM172 217H173V216H172ZM244 217H246V216H244ZM253 217H255V216H253ZM253 217H251V219H252ZM34 218H36V217H34ZM47 218H48V217H47ZM52 218H53V220H52ZM52 218H51V221L53 222L55 218H54V217H52ZM70 218L72 219V216H71V217L69 216V219H70ZM74 218H76V217H74ZM139 218H140V216L138 217V219H139ZM154 218H155V215H154L153 219H154ZM162 218H163V217H162ZM162 218H161V220H162ZM167 218H170V217H167ZM167 218H166V219H167ZM230 218H231V217H230ZM255 218H256V217H255ZM28 219H29V218H28ZM31 219H33V218H31ZM56 219H55L54 223H52L53 225H56V224H55L56 221H57ZM71 219H70V220H71ZM77 219H78V215H77ZM142 219H143V218H142ZM171 219H172V218H171ZM206 219H207V218H206ZM251 219H250V220H251ZM14 220H15V219H14ZM23 220H24V219H23ZM29 220H30V219H29ZM72 220H74V219H72ZM84 220L86 221V218H85ZM91 220H92V219H91ZM143 220H144V219H143ZM146 220H148V219H146ZM167 220H168V219H167ZM208 220H209V219H208ZM254 220H255V219H254ZM254 220H252L251 222H253ZM257 220L259 221V219H257ZM36 221H37V218H36ZM51 221H50V223H51ZM148 221H150V220H148ZM152 221H153V220H152ZM162 221H163V220H162ZM230 221H231V220H230ZM230 221H229V222H230ZM21 222H22V221H21ZM23 222H25V220H24ZM23 222H22L21 225L24 224ZM29 222H30V221H29ZM60 222L64 223V222H67V221H64V222H63V221H61V220L59 221V219H58V224H59ZM68 222H69V221H68ZM74 222H75V221H74ZM76 222H77V221H76ZM95 222H96V221H95ZM142 222H144V221H142ZM146 222H147V221H146ZM156 222H157V221H156ZM163 222H164V221H163ZM166 222H167V221H166ZM227 222H228V221H227ZM236 222H237V221H236ZM246 222H247V221H246ZM254 222H255V221H254ZM26 223L28 224V222H26ZM32 223H34V222H32ZM71 223H72V221H71ZM82 223H83V222H82ZM170 223H171V222H170ZM206 223L208 224V222H206ZM224 223H225V222H224ZM232 223H235V221L232 222ZM238 223H239V221H238ZM242 223H243V222H242ZM3 224H4V223H3ZM11 224H13V222H11ZM34 224H36V223H34ZM47 224H48V223H47ZM66 224H68V223H66ZM76 224H77V223H76ZM76 224H74V225H76ZM92 224H93V222H92ZM143 224H145V222H144ZM153 224H154V222H153ZM153 224H152V225H153ZM175 224H177V223H175ZM175 224H174V225H175ZM226 224H227V223H226ZM226 224H224V226H226ZM245 224H246V223H245ZM257 224H258V223H257ZM4 225H5V224H4ZM36 225H37V224H36ZM53 225H52V226H53ZM60 225H63V224L60 223ZM149 225H150V224H149ZM231 225H232V224H231ZM246 225L248 226V223H247ZM27 226H28V225H27ZM27 226H25V227H27ZM29 226H30V224H29ZM32 226H33V224H32ZM40 226H41V225H40ZM48 226H49V224H48ZM70 226H71V225H70ZM78 226H79V225H78ZM81 226H82V225H81ZM91 226H92V225H91ZM201 226H202V225H201ZM222 226H223V224H222ZM224 226H223V227H224ZM235 226H236V225H235ZM235 226H234V227H235ZM238 226H239V225H238ZM262 226H264V225H262ZM262 226H261V229H263ZM15 227L18 228L17 225H16ZM33 227H34V226H33ZM37 227H39V226L37 225ZM41 227H42V226H41ZM50 227H51V225H50ZM50 227H49V228H50ZM72 227H73V225H72ZM79 227H80V226H79ZM82 227H83V226H82ZM84 227H85V225H84ZM99 227H100V226H99ZM152 227H153V226H152ZM229 227H230V226H229ZM231 227H233V226H231ZM241 227H243V226L240 225V228H241ZM20 228H21V227H20ZM22 228H23V226H22ZM22 228H21V229H22ZM28 228H29V227H28ZM58 228L61 229L60 231H62L63 229H65V227L62 229V227H61V226L59 227V225H58V227H57V231H56L57 233H58ZM66 228H69V227L66 226ZM73 228H74V227H73ZM76 228H77V227H76ZM76 228H75V230H76ZM80 228H81V227H80ZM85 228H86V227H85ZM200 228H201V227H200ZM215 228H216V227H215ZM243 228H244V227H243ZM243 228H241V233L244 231ZM247 228H248V227H247ZM12 229H14V228H12ZM21 229H20V230H21ZM26 229H27V228H26ZM30 229H31V228H30ZM37 229H38V228H37ZM52 229L54 230V226L52 227ZM71 229H72V228H71ZM87 229H88V227H87ZM169 229L172 230V228H169ZM169 229L167 228V233L170 232ZM195 229H196V228H195ZM195 229H193V230H195ZM225 229H226V227H225ZM231 229H232V228H231ZM23 230H24V228H23ZM39 230H40V229H39ZM91 230H93V229H91ZM173 230H174V229H173ZM173 230H172V234L174 233ZM193 230H191V232H192ZM197 230H198V227H197ZM201 230H202V229H201ZM216 230H217V229H215L214 231H216ZM228 230H229V229H228ZM7 231H8V230H7ZM25 231H26V230H25ZM30 231H31V230H30ZM32 231H33V230H32ZM32 231H31V232H32ZM51 231H52V230H51ZM64 231H65V230H64ZM87 231H88V230H87ZM94 231H95V230H94ZM98 231H99V230H98ZM161 231H162V230H161ZM161 231H160V232H161ZM163 231H166L165 228L163 229ZM174 231H175V230H174ZM199 231H200V230H199ZM234 231H236V230L234 229ZM28 232H29V231H28ZM38 232L41 233V231H38ZM38 232L36 231V233H38ZM52 232H53V231H52ZM76 232H77V231H76ZM113 232H114V231H113ZM154 232H155V231H154ZM218 232H219V231H218ZM252 232H254V231L252 230ZM260 232H261V231H260ZM21 233H22V232H21ZM23 233H24V232H23ZM25 233H26V232H25ZM60 233H61V232H60ZM62 233H63V235H64V232H62ZM62 233H61V234H62ZM65 233H66V232H65ZM68 233H69V232H68ZM74 233H75V232H74ZM90 233H92V232H90ZM106 233H107V231H106ZM120 233H121V232H120ZM193 233H194V232H193ZM241 233L239 232L238 234H241ZM244 233H245V232H244ZM249 233H250V232H249ZM0 234H2V232H1ZM7 234H8V233L6 232V235H7ZM33 234H35V233H33ZM69 234H70V233H69ZM88 234H89V233H88ZM92 234H93V233H92ZM98 234H99V233H98ZM159 234H160V233H159ZM168 234H169V233H168ZM172 234L170 233L169 236L171 237ZM178 234H179V232H178ZM178 234H177V235H178ZM208 234H209V233H208ZM210 234H211V233H210ZM218 234H219V233H218ZM28 235H30V234H28ZM36 235H37V234H36ZM38 235H40V234H38ZM38 235H37V239H38ZM52 235H53V234H52ZM73 235H75V234H73ZM89 235H90V234H89ZM89 235H88V236H89ZM93 235H94V234H93ZM93 235H92V236H93ZM160 235H161V234H160ZM175 235H176V234L174 233V236H175ZM180 235H182V234H180ZM180 235H179V236H180ZM197 235H199V234H197ZM221 235H222V234H221ZM236 235H237V234H236ZM262 235H263V231H262ZM22 236H24V235L22 234ZM25 236H26V235H25ZM33 236H35V235H33ZM33 236H32V237H33ZM64 236L66 237V239L68 238V237H67V234L64 235ZM94 236H95V235H94ZM99 236H100V235H99ZM104 236H106V235H104ZM158 236H159V235H158ZM179 236H178V237H179ZM191 236H192V235H191ZM195 236H196V235H195ZM195 236H194V238H195ZM199 236H201V235H199ZM199 236H198V237H199ZM230 236H231V235H230ZM233 236H234V235L232 234V238H233ZM26 237H27V236H26ZM39 237H41V236H39ZM116 237H117V236H116ZM159 237H160V236H159ZM161 237H162V235H161ZM180 237H181V236H180ZM180 237L178 238L179 241H180V239H182V238H180ZM182 237H183V236H182ZM203 237L206 238L205 235H203ZM220 237H222V236H220ZM224 237H225V236H224ZM239 237H240V236H239ZM253 237H254V239H255L256 236H253ZM253 237H252V239H253ZM12 238H13V236H12ZM16 238H18V236H17ZM16 238H15V239H16ZM22 238H23V237H22ZM34 238H36V236H35ZM47 238H48V237H47ZM62 238H63V237H61V239H62ZM199 238H200V237H199ZM218 238H219V237H218ZM257 238H258V237H257ZM262 238H263V236H262ZM26 239H27V238H26ZM28 239H29V238H28ZM48 239H49V238H48ZM48 239H47V240H48ZM66 239H65V240H66ZM166 239H167V238H166ZM192 239H193V237H192ZM197 239H198V238H197ZM221 239H222V238H221ZM226 239H228V238H226ZM226 239H225V240H226ZM237 239H238V238H237ZM252 239H251V240H252ZM18 240H19V239H18ZM32 240H33V239H32ZM47 240H44V241L46 242ZM104 240H105V239H104ZM107 240H108V239H107ZM185 240H187V239H185ZM199 240L201 241V239H199ZM205 240H206V239H205ZM211 240L213 241V239H211ZM24 241H25V243H26V242H29L28 240H24ZM30 241H31V240H30ZM38 241H40V240H38ZM102 241H103V240H102ZM167 241H168V240H167ZM181 241H182V242H187V243H188V241H184V238H183V240H181ZM192 241H193V240H192ZM212 241H210V242H212ZM230 241H231V240H230ZM249 241H250V240H249ZM252 241H253V240H252ZM254 241H256V243L254 242L255 244H258V243H257V240H254ZM259 241H260V240H259ZM259 241H258V242H259ZM262 241H263V240H262ZM17 242H18V241H17ZM100 242H101V240H100ZM110 242H111V241H110ZM195 242H196V240H195ZM210 242H209V243H210ZM220 242H221V241H220ZM226 242L228 243L229 241L227 240ZM19 243H20V242H19ZM19 243H17V244H19ZM38 243H39V242H38ZM68 243H69V242H68ZM68 243H67V244H68ZM169 243H170V241H169ZM180 243H181V242H180ZM180 243H179V246H180V245L182 246V244H180ZM198 243H199V242H198ZM212 243L214 244L215 242H212ZM21 244H22V242H21ZM26 244H27V243H26ZM32 244H34V243L32 242ZM70 244H72V243H70ZM167 244H168V242H167ZM172 244H173V242H172ZM172 244H170V245H172ZM183 244H184V243H183ZM205 244L208 245V242H207V243H204V245H205ZM228 244H230V243H228ZM231 244H232V243H231ZM250 244H251V242H250ZM7 245H9V244H7ZM19 245H20V244H19ZM19 245H18V246H19ZM22 245H23V244H22ZM59 245H60V243H59ZM76 245H77V244H76ZM83 245H84V244H83ZM110 245H111V244H110ZM11 246H12V244H11ZM20 246H21V245H20ZM26 246H27V245H26ZM26 246H25V247H26ZM48 246L50 247L49 244H48ZM68 246H69V245H68ZM72 246H73V245H72ZM72 246H71V248H72ZM179 246H178V247H179ZM215 246H216V245H215ZM229 246H230V245H229ZM247 246H248V245H247ZM9 247H10V245H9ZM13 247L16 249L17 246H13ZM178 247H177V248H178ZM205 247H206V246H204V248H205ZM208 247H210V246H208ZM216 247L218 248L219 246H216ZM223 247H224V246H223ZM230 247H231V246H230ZM244 247H245V246H244ZM250 247H251V248H250ZM254 247H255V246H254ZM254 247H253V249H254ZM71 248H69V250H70ZM118 248H119V247H118ZM206 248H207V247H206ZM211 248H212V246H211ZM211 248H209V250H210ZM217 248H215V249H217ZM228 248H229V247H228ZM247 248H248V247H247ZM249 248H250V250L252 251V246H249ZM249 248H248V249H249ZM255 248H256V247H255ZM19 249H20V248H19ZM21 249H22V248H21ZM24 249H25V248H24ZM24 249H22L23 251L20 250V252H18V253H21V251L24 252ZM46 249H47V248H45V250H46ZM77 249H78V248H77ZM77 249H76V251H77ZM114 249H115V248H114ZM170 249H171V247H170ZM174 249H175V248H174ZM183 249H184V248H183ZM183 249H181V250H183ZM231 249H232V247H231ZM236 249H237V248H236ZM1 250H2V249H1ZM13 250H14V249H13ZM48 250L50 251V249H48ZM178 250H179V249H178ZM217 250H218V249H217ZM17 251H18V250H17ZM17 251H16V253H17ZM46 251H47V250H46ZM49 251H48V252H49ZM66 251H67V250H66ZM70 251L73 252V251H74L73 248H72V250H70ZM218 251H219V253H221L220 250H218ZM221 251H223V249H222ZM236 251H237V250H236ZM248 251H249V250H248ZM251 251H250V252H251ZM14 252H15V250H14ZM173 252H174V251H173ZM202 252H203V251H202ZM245 252H246V251H245ZM254 252H256V250H255ZM18 253H17V254H18ZM73 253H74V252H73ZM75 253H76V252H75ZM109 253H111V252H109ZM114 253H115V252H114ZM166 253H167V252H166ZM246 253H247V252H246ZM252 253H253V251H252ZM22 254H23V253H22ZM68 254H69V253H68ZM105 254H106V253H105ZM107 254H108V253H107ZM107 254H106V255H107ZM202 254H203V253H202ZM225 254H227V253L225 252ZM244 254H245V253H244ZM244 254H243V255H244ZM250 254H251V253H250ZM253 254H254V253H253ZM66 255H67V253H66ZM71 255H72V254H71ZM110 255H114V254L111 253ZM110 255H108V257H109ZM184 255H185V254H184ZM205 255H206V253H205ZM219 255H221V254H219ZM259 255H260V254H259ZM18 256H20V255H18ZM18 256H16V254H15V258H14V259H16V262H17V258H16V257H18ZM166 256H167V255H166ZM246 256H247V255H246ZM11 257L13 258V256H10L9 259H11ZM68 257H70V255H68ZM72 257H73V256H72ZM115 257L117 258V256H115ZM169 257H170V256H169ZM174 257H175V256H174ZM243 257H244V256H243ZM1 258H2V260L4 259L3 257H1ZM22 258L25 259L26 257H25V256H24V257L22 256ZM74 258H76V256H75ZM80 258H81V257H80ZM113 258H114V257H113ZM116 258H114V259H116ZM220 258H221V257H220ZM259 258H260V257H259ZM263 258H264V257H263ZM54 259H55V258H54ZM111 259H112V257H111ZM114 259H113V260H114ZM117 259H118V258H117ZM169 259H170V258H169ZM169 259H168V260H169ZM229 259H231V258H229ZM7 260H8V259H7ZM7 260H5V261H7ZM20 260H21V259H20ZM44 260H45V259H44ZM57 260H58V263H59V262L61 263V261H62V260H59V259H56V261H55V260H54V261L57 262ZM172 260H173V259H172ZM176 260H177V259H176ZM184 260H185V259H184ZM9 261H10V260H9ZM46 261H48V260H46ZM49 261H50V260H49ZM82 261H83V260H82ZM180 261H181V260H180ZM182 261H183V260H182ZM182 261H181V262H182ZM259 261H260V260H259ZM1 262H2V261H1ZM16 262H15V263H16ZM20 262H21V261H20ZM55 262H54V263H55ZM110 262H111V261H110ZM186 262H187V261H186ZM186 262H185V263H186ZM255 262H256V261H255ZM3 263H4V264H7V262H6V263L3 262ZM15 263H13V264H15ZM21 263H22V262H21ZM26 263H27V261H26ZM26 263H25V264H26ZM44 263H46V262H44ZM50 263H51V264H54V263H52V261H51ZM73 263H75V261H73ZM76 263H77V260H76ZM102 263H103V262H102ZM111 263H112V262H111ZM166 263H167V262H166ZM179 263H180V262H179ZM185 263H184V261H183L182 264H185ZM246 263L248 264V262H246ZM249 263L251 264V262H249ZM259 263H260V262H259ZM9 264H10V262H9ZM17 264H18V263H17ZM22 264H23V263H22ZM27 264H28V263H27ZM48 264H49V263H48ZM61 264H62V263H61ZM64 264H65V263H64ZM104 264H105V263H104ZM114 264H115V263H114ZM187 264H188V263H187ZM255 264H256V263H255Z\"/></svg>","mask_w":264,"mask_h":264}]
</instances>
